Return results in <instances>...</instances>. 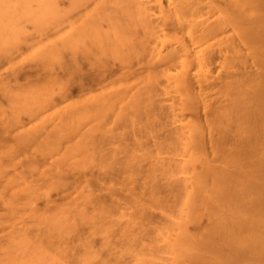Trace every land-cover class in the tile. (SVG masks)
<instances>
[{"label":"rangeland","instance_id":"obj_1","mask_svg":"<svg viewBox=\"0 0 264 264\" xmlns=\"http://www.w3.org/2000/svg\"><path fill=\"white\" fill-rule=\"evenodd\" d=\"M88 1H90V2H88ZM88 1H87V3H82L78 7L75 6V8H73L74 6H72V8H70L69 3H71V2L69 0H61V1L59 0L58 2H60V4H59L60 6L59 5L58 6L61 7V9L62 8L64 9V10L62 9L61 12L63 11L62 13H64L63 15H65L64 17H65V19H67V21L63 22L65 20L63 15H62L63 21L61 20V18L59 19L60 21H57V23L49 20L46 23L47 26L45 25V28L43 29L44 31H45V29H46V31L49 30L47 33L45 31V33H46V34L44 33L45 35L42 34V32H44L43 30L42 31L38 30L36 23H35V20L33 18V12L38 11L39 6L37 3L32 2V4H33V7H32V4L30 3V5H29L30 14L29 15H19V17L17 16L16 19H14L16 22L13 21V24L11 25L12 29H13V25L15 27V23H16V25H17L16 28L18 30V33L20 30V29H18V27L23 26L22 29H24V33L26 32L27 37L24 35V33H22L23 36L21 33H19V34H21V36L24 39L26 37L27 40L26 39L24 40L22 37H20L22 39L21 40L20 38H18L19 36L13 34L14 36L12 37V43H13V40L16 44L19 43L16 46L17 49L12 46V45L15 46V44L13 43V44H11L13 51L11 50L12 48L9 46L11 48L10 51H9V48H7L8 51H6L7 49L6 50L4 49L5 53L3 51V53L0 54V56L3 54V56L0 57V83H3V85L0 84L1 85L0 88L3 89V90L0 89V109H1L2 114H3V112L5 113V114H3V115H5L4 118H6V116H7V120L5 121L6 123L3 122L6 125V126H4V124L1 121H4L5 119L2 120L3 115H0L1 116L0 127L4 128V127H7V125L9 124L8 125L9 127H7L6 129L5 128L3 129L4 132H2L1 131L2 128H0L1 129L0 132H1V134H3L2 135L3 137L0 136V138H1L0 141L3 142V140H5L4 142L7 143V150L6 151H8V153L6 152L3 154L0 152L1 155H4V157H7V158L1 157L3 159V161L1 160L2 161L1 164L2 163L9 164L8 162H6V160L8 159L9 162L11 160V162H10L11 165H8V166L5 165L4 168H6V169L2 168L3 166L0 165L1 169H3V170L0 169V172H2V171L7 172V173H4V175H3V177H6L7 180H9L8 179L9 176L11 179L13 178V180H11V183L9 181H7V187H9L10 184L13 186L14 181L17 180V181H15V183L17 182L16 186L14 185V187L12 189L6 187V185H5L6 180L4 178H2L3 181L0 182V183L3 182L2 184H0V264H200V263L202 264V261H203L202 259H200L202 261L198 260L200 263H198L197 261H194L195 260L194 258H196V255L198 254V257L201 256L200 258H204L205 256L203 257L202 255H204V252L207 251L205 254L208 255L209 257L213 256V257H211L213 259L214 256L216 257V254H217L215 251H213V249L217 250L218 248H219L218 253L220 252V255H219L220 257L217 256L214 260H216L217 258L219 260V258H221V261L223 260V262H224L225 259H222L224 257L223 254H225V256L229 255V254L232 256V255H234V254H231V253H233L232 252L233 249H230L231 246H229L228 247L229 249H228L227 248L228 244L224 240H221V238H219L217 236L218 234H216V233L214 234V232H215L214 229L217 230V228L213 227L214 224L212 225V222H214L213 221L214 216H215V220L217 219L216 218L217 216L219 218L222 217V219H224V216L226 214H228L229 212H231V215H234V214H232V212L235 213L234 212L235 210L231 211V209H229L226 206L227 209H229V211L227 212V210H226L225 211L226 214L224 215V213H225L224 212L222 215V211L224 210V209L222 210V208L224 207L223 206L224 203L223 202H222L223 204L220 203L222 201V200L219 201L220 197L216 196V198H218L217 200L220 204L215 203L213 200L214 198H211L215 204H219V205H215V204L212 205V206H216V207H214L215 209L218 208L217 206L222 205L221 209L218 208V210H216L218 213H221L222 216L220 217L219 215H217L215 213L216 211H214V209H213V211L211 210L212 213H210V210H209L210 204L208 201H212V200H210V195H211V197H215L214 195L212 196V193L214 194V191H218L217 188L215 189L216 183L213 180L214 178H212V176H214V175L211 176V173L213 174V172H214V174H215V171L217 170L219 173H221L220 174L221 177H223L222 172L224 171L225 177L226 176L228 177V174H229L231 177H233L232 179L234 181L239 180V182H242L243 178H241L240 176L237 177V175H240V174L236 175V174H233L231 172L232 171L235 172V170L238 171V169L242 168L244 165L245 166L249 165L248 161L246 162V160H244L245 164L243 165V163H242L243 161L239 162V164L237 163L236 166L238 167V165H239L241 167L236 169L237 167L233 164L234 162L233 163L228 162L227 164L226 163L224 164L225 160L223 159V157L221 155L222 152H224L225 149H227V147H228V150H226V152L231 151L232 148L234 149V147H233L234 142H235L234 140H236V142L238 141L237 133H238V135H240V132H238V130L239 129L241 130V128H242L240 122L239 121H238L239 123L236 122L237 118H236V112L235 111H236V105L238 103L239 97H235L236 100L234 99L235 91L233 90V87H232L233 85H236L234 80H236L237 86H240L241 84L239 82L242 80V77L246 78L249 75L248 71H250V76L253 75L252 73L255 70L256 71L254 72V75L256 72H259V71L261 72V68L259 67L260 70H258L259 68H257L258 66H257L256 62L251 59L252 57L249 56L248 54H246V52L248 51L247 47H246L247 45L246 46L243 45V47H242L241 42H243V41L239 42L240 40L238 41V38H236L238 36L237 34H240L241 30L245 29L246 26L244 25V23L242 24L243 21H241L239 19V17H235V16H238V14L235 15L234 17H232L233 15H232V13H230L232 10H229L230 12L227 11V9H230L229 8L230 2L229 3L227 2L228 8L226 9V7L224 5H227V4L224 3L225 2L224 0H219V1L218 0H213V1L212 0H205L207 2H205L204 0H200V1L192 0V2H190V0H187L190 3V5H192V7L189 5L191 7V10H189V12H191V13L194 12V15L196 14V16H198L200 14L202 16L201 17L198 16V19H196L197 17L191 16L192 14L187 12L184 20L188 19V21H194L195 23H199V25L202 28H205L204 30H210L211 27L209 28V26H214V25L215 26L212 27V29L215 27L219 28V27H217V26H219L217 24L226 26L227 30H225V27L223 26L222 27L223 28L222 30H224L222 32L223 34L221 33V31H222L221 30L220 31L221 34L218 32L217 35L216 34H215V36L213 35L214 38L210 39L211 40L210 43H212V42L216 43V41H217V43L214 44V48L219 50L218 49L220 47L219 41H222L223 43H225V39L227 42L229 37L231 38V36H235V38L233 39L234 41L232 40V42L234 43V42L238 41L236 44L235 43L234 44L237 46L240 45L239 47H241L240 48L241 50L246 47V49H243L242 51L238 47H236V48H238V55H240V51H241V55H242V53H244L247 50L245 52V54H243L244 58L246 57L245 59L243 58V61L244 60L246 61V59L249 58V60L251 59L254 63H251L250 62L251 60L250 61L247 60L246 64L243 63L245 65L241 66L240 62H239L238 65H240V67L237 65L238 69L236 71H234L235 70L234 68H236V67H234L233 68L234 70L232 69L234 71V73L231 75V79L229 78V80H227L226 77H228V75L231 74L233 71L230 69L231 73L229 72V74H228V70L225 71L226 68H223L224 70L222 68H220V66L222 64L224 65V63L221 64V61L223 62L224 58L219 56L220 53H217V55L215 53L214 54L215 58H214V56H213L214 59L212 58V60H214L215 62L213 61L214 63L212 62L211 63L212 65L210 64V66H209L210 70H213V71H209L212 73H209L210 75L208 74L207 80H204V78H206V77L200 78L201 79L200 84H202V85H200L199 82L197 81L198 78L197 79L194 78V74H195L194 72L195 71L188 74L186 76V82L184 81V83H183V85H185V86H183L185 90L183 89L184 91L182 90L180 92L177 91L178 93H180V95H181V93H183L184 94L183 96L187 97V98H185L186 100H184L181 96V99H183V100L178 98L179 102L177 103L176 100H178V99H176V98H175L176 100L174 99L175 95L177 97V92L175 91L176 93H174V91L170 90V89H172L171 87H170V89L166 88L168 86H171V85H169V82H168L169 80L166 77L175 68H172L173 70L170 68L171 70L169 72V71H167L168 69H166L167 68V66H166V68H162V69H165L164 71H167V73L168 72L169 73L168 74H162L161 73L162 69L160 66H158L159 68H157V66H155L156 69L154 68V64H156L154 62L152 68L154 70L160 69L159 75H161V76L158 75V72H157V76H159L160 78L162 77L161 78L162 80L159 81L160 84L158 82L159 87L155 86L156 89H153L155 91L157 90L156 92L154 91L156 94L154 92H152V96H154V94H155V98H151L153 103H151L152 101L149 103L147 100H145L147 103H149V106H151V107L153 106V108H151L152 112L150 111L151 112L150 113L148 111V110H150V108L147 105L145 106L146 103H143L142 106H139V105H141L139 103H142L141 101L145 97L148 98L146 93H144L145 96L142 97L143 98L142 100H140L142 92H144V90H142L144 88V87L142 88V86H144L142 81H141L142 86L140 85L141 83L139 82V86H141L140 89L142 88L141 90L139 89V91L141 93V95L139 94L140 99L138 98L139 100H137V97L134 98V94H136V93L133 92L134 93L133 94L131 92L134 89L136 92L138 91V90H136L137 84L136 85H134V84L136 82H138L137 81L138 77H139V79H142L140 77H143V76H145L146 73H148V71H149L148 69H150V68H147V67L152 66L150 63H149L150 65L148 64L149 57H145V59H144V57H143L144 55H142V54H145L146 56H148V53H146V52L142 53L144 51V50L142 51V48L138 49V52L142 51L140 54L141 56L138 55L139 53L136 54L137 51L134 54L135 50L132 49L134 51V52L132 51V53L135 55V57L132 58L133 55L131 54L130 56L132 58V61H130L131 58L126 56V53H127V55H129L131 52L129 53V51L127 52V50H125V49H127V48H125L126 45L120 46L121 49L120 50L118 49V52H121V54H119V53L118 54L122 55L123 50L126 53L123 52L125 55L123 54L124 56L123 55L119 56V58L117 59V57H118L117 53H115V54H117V56H116L115 54H113V53L111 54V52L109 53V51L107 52L103 49H102L103 51H100L101 48H99L98 43H96L94 41H93L94 42L93 43L91 41V44H88L86 42L88 40L90 41L91 39H86V37L83 38L84 35H82V36H80L82 39L81 40V42H82L81 47L82 48L77 47L76 50L79 51V52L77 51L79 55L78 56H77V54L75 55V53H76V51L74 50L76 48L75 46H80V43H79L80 41L78 42V41H75V39H74V38L77 39L78 31L77 32L75 31L77 33V34H75V37L70 35V34H73L72 32L74 29L70 26L69 28L72 29V32H70L71 30L68 28V26L71 25V22H68V21L70 20L73 23L78 22L76 26H74L75 23L74 24L72 23L73 27L78 26L76 29L79 28V25H80V27L83 25L84 26L86 25L84 22H82L84 18H86V19L91 18V21L89 20V22H91L93 24L94 22H92V20L96 21L97 19L96 18L92 19V18H94L96 15L98 18L99 15L96 14V15H94V17H92V16L89 17V15L94 14V12H95L94 7L97 6V4H96L97 1H95V0L94 1L88 0ZM193 1H195V3ZM226 1H228V0H226ZM108 2L104 7H106V8L108 7L109 9L112 7L111 10H114V8H117L120 10V7H118V6L116 7V5L114 3H113L114 5H112L111 4L112 2H109L110 4ZM153 2L154 1H152V3ZM163 2H165V1H163ZM176 2H178V1H176ZM188 2H187V4H188ZM199 2H201V3L199 4ZM215 2H217V3L214 4ZM147 3H149L148 5H153V4H150V2H147ZM166 4H168L167 0H166L164 7L167 6V9H166L167 12L166 13H168V10H170V7ZM180 4L181 3L178 2V5H177V3H175L174 5H175V7L181 8ZM193 4H195L194 7H193ZM201 4H202L203 8L201 7ZM56 5H57V2H56ZM70 5H72V4H70ZM174 5H172V6L174 7ZM153 6L155 9L152 8V10L156 11V13L159 12V10L157 9L156 3ZM196 6H197V8H196ZM150 7H152V6H150ZM150 7H148V10L149 9L151 10ZM198 7L200 9L199 14H198V10H199ZM217 7L219 8V10ZM223 8H225L226 11ZM57 9L60 11V8H57ZM67 9L72 10V11L70 10L69 15H66L69 12V10H67ZM93 9H94V11H93ZM91 10L93 11V13H91ZM88 11L90 12V14ZM220 11L222 13H220ZM116 12L118 13V11H116ZM150 12H152V11H150ZM225 12H226L227 16H225L226 15V14H224ZM227 12H229L232 16ZM159 13L156 14L157 15L156 19L158 17L160 18V15H162ZM234 13H236V12L234 11ZM153 14L154 13L152 12V15ZM215 14L217 17L215 16ZM222 14H224V15H222ZM84 15H85V17H84ZM117 15H116V18L118 17L117 19L113 18L111 20L107 19L105 17H102L100 15V19H102V20L100 21V19H98V21H96V22L100 23L98 25H101L102 27L104 26L103 28H105L107 30L110 28L108 31L112 33L114 30L111 29L112 26L108 27V24H109V26L111 24L113 25L114 23H115V25H118L120 23L123 25L121 20H123V21L126 20L125 24L128 22V20L131 21L130 19H125V18L121 17L120 13H118ZM187 15L190 18L191 17H193V18H191V20H190V18L187 17ZM24 17H26L25 20L22 19ZM152 17H155V15ZM223 17H227L226 18L227 21H229L231 18H234V19L236 18L235 21L238 20V22H241L242 27L240 26L241 25L240 23H239L240 25H238L237 22L236 23H235V21L233 22L234 19H232L229 22L226 21L227 23L224 24L225 18H223ZM28 18L33 23H30V21H28L29 20ZM104 18H105V20H104ZM159 18L157 19V21H159ZM219 18H222V19H219ZM21 19H22V21H21ZM106 19H107V21H106ZM156 19H152V20L148 19V22L152 21V22H149L148 24L151 25V23H153V20H154L155 25H151V26L155 27L156 25H158L159 27L157 26V28L163 29V31H161L160 29L158 31H161L164 33L165 32L170 33V35H171L173 32L175 33V31H176V29H173V27L177 28V31H178V29L180 30V28H178V26L181 27V23L179 24L177 22L176 26L177 25L178 26L176 27L175 23L173 22L175 20L172 21L171 19H169V22H171V24L174 23V26L172 27L171 24H166L167 21H164L163 18H162V20L159 21V23L157 21H155ZM223 19H224V23H222ZM165 20H167V19H165ZM196 20H198V21H196ZM201 20L202 21L204 20V21L202 22ZM5 21H7V19L5 20V18H4V23H7ZM84 21L87 22L85 19H84ZM161 21L162 22L164 21L163 22L164 24ZM108 22H111V23H108ZM4 23H1V25L3 24L2 26H4ZM53 23H54V25H53ZM82 23H83V25H82ZM91 23L87 22V25L91 24ZM131 23H132V21H131ZM228 23L229 24L232 23L233 28H235L234 30L237 29L236 26L238 25L239 28L236 30L238 32L237 34L234 33L236 31H231L232 28H230ZM246 23H247V26L250 25V24H248V22L245 21V24ZM95 24L97 26V23H94L92 26H94L93 28L96 29L97 27H95ZM129 24H130V22H129ZM129 24H127V25H129ZM203 24L204 25L210 24V25L204 26ZM7 25H5V26H7ZM162 25H165V26H162ZM88 26H91V25H88ZM55 27H57V28H55ZM137 27H139V26H137ZM16 28L13 29L14 30L13 33L15 31H17ZM139 28H141V29L139 31H137L139 33H137L138 36L135 39V41L142 39V42H143V40L145 42H147L148 38L153 39V37L144 33L145 31L147 32L146 29L142 28L141 26ZM240 28H242V29H240ZM22 29L20 32L23 31ZM35 30H37V32H35ZM100 30L102 32L105 31L103 29H100ZM155 30H157V29L155 28ZM108 31H105V32H107L109 34ZM177 31H176V33H178V34L182 33L181 30L178 32ZM161 32H159V33H161ZM37 33H39V34H37ZM111 33H110V35H111ZM113 33L111 36H114V38L112 37V39H114V41L116 42L119 39H116L118 37H117V35L115 36V34L113 35ZM166 33H165V35H167ZM145 34L148 35V38ZM182 34H180V35H182ZM219 35L221 37L224 35L223 36L224 38L226 36H229V37H226L225 39L222 37V39H220L221 37ZM39 36H43V37H39ZM144 36H145L146 40L144 39ZM167 36L169 37V35H167ZM183 36L181 37L183 39H181L180 37H177L176 35H175V37L171 36L172 37L171 40H174L173 38H176L179 41V38H180L181 41L183 40L182 43H184V44L188 43L185 40L186 38H189V37H185L188 35L183 34ZM44 37H46V38H44ZM80 37H79V39H80ZM216 37H218V39H220V40L219 41L215 40V39H217ZM14 38L16 39V41H19V42H16ZM48 38H49V41H48ZM69 38H70V40H72V42L74 44L73 45L74 48L73 47L70 49L66 48L67 49L66 50L65 48L62 47V45H63V42ZM230 38H229V41H230ZM41 39H42V43H39V41L41 42ZM43 39H46L47 43ZM83 39H86L87 41L85 42V40L83 41ZM235 39L237 41H235ZM50 40H51V42H50ZM53 40H55L54 45H56V43H57V44H59L60 47H62L65 50L64 51L61 50V52L63 51L61 53V54H63V59H60V58H62L60 53H58L59 55H57V54L52 55L51 54L52 58L50 57V55H48V58H49L48 60H50L51 62L53 61L52 65L55 63L54 64L55 66H53L54 68H52V69L50 68V69L53 71V75L56 77L55 78L56 80H54V82L53 81L50 82V84H49L47 82L51 81V79H50L51 75L50 74H52V73L50 71H49L50 73L48 72V70H50V69H48L49 67L47 68V66L45 64L50 65L51 62L45 63V61L42 60L43 58H41L40 54H42V56H44L45 54L42 51H44L46 49L48 50L47 47L51 48L54 46V45H52ZM153 40H155V39H153ZM177 40H176V45L181 43V42H178ZM58 41H60V43L62 45H60V43ZM151 41L152 40H150V44L155 43L154 41H152V43H151ZM138 42L136 43V45L141 43V41L139 43ZM45 43L47 45H50V46L46 47ZM116 43H118V42H116ZM147 43H149V42H147ZM37 44H38V46H37ZM41 44L44 45L46 47V49H45V47H42ZM96 44H97V48L95 47ZM212 45H213V43H212ZM222 45H224V44H222ZM40 46L42 49L40 48ZM38 47L40 48V51H38L39 49H37L36 50L37 52H36L34 49H36ZM87 47L88 48L91 47L90 48L91 50L88 49ZM122 47H124V48H122ZM98 48H99L100 54H99ZM68 50L70 51L71 54L75 51V53L72 54V55H74L73 57L68 52ZM7 52L10 55L9 57H5ZM88 52L90 54H88ZM228 52L229 51H226V53L230 54V56L233 54L232 51H231L232 53H228ZM81 53H83V54L81 55ZM164 53L166 54V52H164ZM222 53L224 54V52H222ZM87 54L89 56H87ZM46 55H47V53H46ZM46 55L44 56L45 57L44 60L47 59ZM85 55H86V57H85ZM137 55H138V57H136ZM243 55H242V57H243ZM39 56H40V59L38 58ZM77 57H78V60H77ZM121 57H122V60L124 59V57H126L125 58L126 62H124V60L122 62ZM127 57L129 59H127ZM242 57H241V59H242ZM51 59H53V60H51ZM219 59H222V60H219ZM41 60L43 62H41ZM97 60L101 61L103 65L100 64L101 62L100 63H99V61L97 62ZM59 61H61V62H59ZM160 62L161 61H159V63ZM248 62H249V64H248ZM41 63H43L45 66H43V64H41ZM97 64L99 66H104L106 68V71H104V69H102L103 67H99L100 70H102L100 72ZM219 64H221V65H219ZM254 64H255V67H254ZM52 65H50V67H52ZM164 65H163V67H164ZM246 65H248V66H246ZM212 66H213V68H212ZM76 67H77V69H76ZM103 71H104V73H103ZM174 71L177 72L178 69H175ZM235 72H237V73H235ZM241 72H242V74H241ZM260 72L257 74L259 75ZM192 73H194V74L192 75ZM225 73H227L226 76H225ZM238 73L242 76L241 79H240L239 75H237V76L235 75ZM245 73H246V75H245ZM124 75L127 78H124ZM141 75H143V76H141ZM233 76L235 78L238 77L239 81H238V79H234L233 80L234 82H233L232 81V79L234 78ZM229 77H230V75H229ZM133 78H134V80H133ZM165 78L168 81L164 80ZM224 78L228 82L232 81V83H234V84H232L231 82H230L231 84L226 82ZM125 79H128V81L126 80L127 81L126 82ZM135 79H136V81H135ZM200 79H198V80H200ZM1 80H2V82H1ZM121 80H124L126 83L124 82V84H123V82ZM162 81H164V83ZM113 82L117 86H118V84H120V82H122L121 84H123L125 87L122 85L123 88H121L122 86L120 84L119 85L120 87L118 86V88H117V86L114 85ZM52 83H53V85H52ZM226 83H228L227 86L230 84L231 87L228 86V88H232L234 94L231 93V91H232L231 89H229L230 90L229 91L227 86L224 85ZM5 84L8 86V88L6 87ZM46 84L50 85V87H48ZM125 84H127V86ZM238 84H240V85H238ZM33 85H35L36 87ZM129 85L131 86V89H129L130 88ZM155 85H157V84H155ZM242 85H243V82H242ZM2 86H3V88H2ZM29 86H32L34 88V89H31L34 92L30 91ZM37 86L39 87L38 90L36 89ZM110 86L113 88H111ZM4 87L8 91H6L4 89ZM225 87L227 89H225ZM119 88L122 90L123 89L125 90L127 88L125 90V92L123 91V93H125L126 96L123 95L122 90H121L120 91L121 95L120 94L116 95V100H115V98H113V97H115V96H113V95H115V93L112 91L114 94L113 93L110 94L109 92H111L112 89L113 90L116 89V91L119 93V90H118ZM25 89H27V91ZM46 89L48 91H50V93L53 94V95L49 94V97L51 100H48L49 99L48 95H47V97H45V95H44L46 93L47 94L49 93L48 91H46ZM186 89L188 92L186 91ZM9 90L11 91L10 94H9V92H10ZM35 90H37L38 92L36 91L37 93H35ZM129 90H131V91H129ZM173 90H176L175 87L173 88ZM189 90H190V92H189ZM224 90L225 91L228 90V91L225 92ZM4 91L8 92V93H4ZM43 91H45L44 94L42 93ZM106 91H107V94L109 93L110 96L113 94L111 97L108 95L111 99L110 100L108 98L109 99L107 101L108 104L106 101H104V100L102 101V99H101V98H103L102 96L106 97L105 96V95H107ZM126 91H129V92H126ZM166 91H168V92H166ZM26 92H29L30 94L26 93ZM117 92H116V94H117ZM229 92L233 95L232 96L228 95V94H230ZM38 93H40V94H38ZM137 93H139V92H137ZM187 93H189V94H187ZM192 93L195 97L192 95ZM5 94L9 95V97ZM28 94H29V96H27V99H26L25 96ZM14 95L16 98L14 97ZM30 95L31 96L34 95V97H31ZM97 95H98V98L101 99L100 101H102V102H100L98 100V98L95 100V98H96L95 96H97ZM180 95H179V97H180ZM12 96H13V98H10ZM36 96L41 98V100H42V97H43V99L45 97V99H44L45 101H48V102L50 101L51 104L53 103L51 106L48 105L49 107L44 104V106L48 107L47 109H49V108L51 109V107H53V105H56L53 108L55 111L53 109L49 110V113L53 114V115L51 114V116H54V117H55V113L57 112L56 111L57 109H58L57 114H59L60 109L64 108V111H65V108L68 109L69 105L75 104L76 106L79 105V107H80L81 106L80 104H82V105L84 104L85 108L87 106L89 107V105H86V104L90 103V102L89 101L87 102L86 99H88L89 97H92V96H93V98L95 97L93 99L94 102L96 101L95 103H97V100H98V104H99V102L102 104L105 103L104 105H107V107H105L104 109L106 111H108V110L109 111L107 114V112L105 110H103V111H105L107 117H106L105 113H103L105 115V116H103L104 119L102 118L103 120H101L100 124L98 126L96 125L94 127V125H93L94 123H92V121L96 120L95 118H96L97 112H95V115L93 114L94 116L92 114H90V115H92L91 117H95L94 119H91L90 115L88 116L89 113H93V110H90L92 112H89V109H92L94 102L92 101V103H93V104L91 103L92 106L90 108H87V109H84L83 107L82 108L80 107L81 108L80 109L78 107L80 110L83 109V113L85 110V114L89 112L88 114H86L89 118L85 117L86 115L83 114L81 111L76 112L75 111L76 109H77V111H79V110L74 105L73 109L76 108L74 111L76 113H78V115L76 114L77 117L79 116L78 122L77 123L75 122V123L76 124L79 123L77 125L78 127L80 126V123H81V126L83 127V129H82V127L81 128L79 127L81 130L80 131L79 128L76 127V124L73 123L74 121H71V124L68 123V125H67V122H68L67 116L73 115V113H74V111L72 110L71 107H69V108H71L72 114H70V112H68L69 114L66 113V115H67L66 119L63 118V117H65L64 112L62 110H60L64 114V116L61 115L62 113H60L59 117H58L59 119H57V117H56L57 120H55V118L53 117V118L48 120V117H50V116H48L49 115L48 110L44 106L43 107L46 109V113H48L47 116L45 115L46 113L40 114V112L38 115V112L36 113L35 112L36 110H34V108L37 109L39 107L42 109V106H38V104L36 103V102H38V100H37L38 97H36ZM119 96L123 97L122 99L120 98V100L121 101L123 100V102H120L119 98L117 99V97H119ZM190 96L193 100L195 98H196V100L198 99L197 101H199L200 104L198 102H197L198 104L195 103L196 100H194V103L197 104V106H194L192 99L189 98ZM35 97H36V99H35ZM203 97H204V99H203ZM24 98L26 99V102H25ZM32 98L34 100H37V101H35V103H36V106H38V107H35L34 106L35 104L31 103L32 102L31 100H33ZM106 98H105V100H106ZM130 98L132 100H130ZM187 99H191L190 100L191 104L194 107L192 105H191L192 107L189 105L191 108L188 107V104H190V101H187ZM242 99H243V97H242ZM180 100L182 101V104H181ZM204 100H206V101H204ZM84 101H85V103H84ZM116 101L119 103H122V104H120L121 106H117L119 103H116L117 105H115L114 102H116ZM134 101L136 104L134 103ZM184 101L187 102V103L185 102V104H187V106L186 105L185 106L188 107L187 109L186 108L184 109V107H185V106H183ZM16 102H18V104ZM21 102L22 103L24 102L27 105V108L29 107L28 110L33 108V107L31 108L30 106H34V108L32 109V112L30 114H26L28 110H27L26 106L24 105V103L21 104ZM27 102L31 103L32 105H30ZM48 102L46 104H49ZM111 102L113 104V109L111 108L112 107L111 105H110V107L108 106L109 103H111ZM137 102H138V104H137ZM143 102H144V100H143ZM173 102H174V104H172ZM234 104H236V105H234ZM23 105L25 106V110L24 109L21 110L22 108H20V106H23ZM16 106L20 108V109L17 108L19 110L18 113L16 112V114L18 116L16 114L15 115L13 114V113H15V111H18L16 109ZM180 106L182 107L183 110H181ZM204 106H206V107H204ZM2 107H3V109H2ZM108 107L110 109H112V111ZM142 107L148 108V109H144ZM175 107L177 108V111L175 110L176 109ZM233 107L235 108V111H234ZM12 108L16 109V110L13 111ZM114 108H117V110ZM94 109H95V107H94ZM38 110L39 109H37V111ZM145 110L147 112H149L150 115H148V113ZM21 111H23L24 113ZM41 111H44V110H41ZM33 112H35L36 114H32ZM234 112H235V115H234ZM101 113L102 112L99 113V116ZM174 114H176V115H174ZM60 115L62 116L61 118H60ZM177 115H179V116H177ZM73 116L74 117H72V118L77 119V117H75V114ZM80 116L83 117L82 118V119H84V121L82 120L83 122H81ZM99 116L97 117V120H96L97 123L95 122L96 124H98ZM149 116H151V117L149 118ZM42 117H46V119L48 120V121H46V123H43L45 125V128H44L43 124L40 123V121L43 122V120H46V119H42ZM13 118H14V120H13ZM62 118L64 119V121L65 120L67 121L66 124L64 121H62L64 124L59 123L60 119H62ZM219 118H221L220 121H219ZM52 119H54V122ZM7 121L9 123H7ZM99 121H100V119H99ZM217 121H219L220 123H218ZM10 123L13 124V126H11V128H10V125H11ZM37 123H38V125H37L38 127L42 126L44 128L43 132L41 130V129H43L42 127L38 128V129H40V132H42V136L43 135L45 136L46 133L52 134V132H54L56 134V136L54 135V133L52 135L55 138L57 137L56 140L60 142L61 146H59L60 144L57 143L58 145H55L56 148L52 147V145H51V147L53 149L54 148L57 149L56 151L59 150L58 152H60V154H58V152H56L55 149L53 150L51 148L53 150L52 151L50 149V145L48 146L49 143L48 144L43 143L44 141L47 142L48 140L49 141L51 140V137H50V136H52L51 134H49L50 136H48V140H46L47 137H44L43 142H40L43 138L40 139L41 134L39 133V131L38 132L36 131V130H38L36 127H35V129H32V130H35V132L37 133V134L36 133L35 134H36V137L38 140L37 141L34 140V141L37 142L36 146L38 148L40 147V149L37 151L35 149L36 147H34V144H36V142H34V144H33V141H32L31 143H29V145H31V144L33 145L31 148L28 147L27 145H25L26 146L25 149L28 147L27 152L20 149V151L23 153L22 154L19 151V148H18V151L15 150L14 144H16L19 141V140H17V138H19V137L21 138L24 135V132L26 133L25 130L29 129V127H32L33 125L36 126ZM221 123H223L222 124L223 127H218V124L221 125ZM39 124H41V125H39ZM57 124L58 125L61 124V126L57 127ZM69 125H73V127H72L73 129L77 128L78 129L77 131H80L79 134L77 135L76 134L77 131L75 132L74 131L75 129L73 130L71 128V130L74 131L73 133H75L76 136L72 135V133H71V136H69L70 134H69V132H67V130H68L67 128L71 127V126L69 127ZM183 125L184 126L186 125L187 128H184V127L182 128ZM189 125L196 127V128H193V130H195L196 132L197 131H199V132H197V133L192 132L191 127H190L191 130L189 129V131H188L187 129H188ZM62 126L67 127L66 130H64L65 128L62 129L63 128ZM92 126L94 129L89 132V130L92 128ZM217 127L219 128V130H218L219 132L224 129V132L222 131L221 133H223V134L225 133V135H227L226 133L232 132L231 135H230V133H228L230 135V137H232V139H233V137L236 136L237 138L234 137V139L232 140L228 135L227 137H228L229 141H227L226 140L227 137L222 136L223 134L221 135V133L219 135V133L217 131V129H218ZM237 127H241V128L237 129ZM8 128H10V129H8ZM225 128H227V129L225 130ZM184 129H185V131H184ZM55 131L58 133H56ZM186 132L192 133L189 135L190 137H191V135L193 137L198 136L197 139H200V141H201L200 144L199 143H198L199 145L196 144L197 142L193 141V140H195V139H193V137H192V140H190V138ZM21 133H23V135H21ZM66 133L69 135H67ZM194 133H196V135H193ZM198 133L202 134L203 139H202V136L197 135ZM38 134H40L39 137H38ZM58 134H60L61 136H59ZM232 134H234V136H232ZM220 136L222 137V139L219 141L218 138H220ZM49 137H50V139H49ZM58 137H62V138H58ZM199 137H201V138H199ZM60 139H61V141H60ZM74 140H80V141H74ZM216 140H218V141H216ZM224 140H226V141L224 142ZM215 141H216V143L217 142L219 143V144L217 143V147L216 146L215 147L218 148V145H220L219 147H221V148H218V149H221L220 151H218V149L216 151V149L214 148V145H216ZM39 142L41 143V145ZM83 142H85V143H83ZM221 142H223L224 144ZM226 142L227 143L229 142V144H227V146L225 145ZM38 143L40 146L38 145ZM74 143H76L75 145H78L77 150H74V147L76 149V146H74ZM81 143L84 144L85 148L83 147V144H81ZM0 144H3V143H0ZM8 144L11 146L13 145L12 148H14V150L13 149L12 150L14 152L15 151L17 153L19 152L18 153L19 159H18V155L13 156L14 153L9 150ZM44 144H46L47 146L46 145L43 146ZM80 145H81L82 149H80ZM3 146H5V145L3 144ZM3 146H1V147H3ZM41 146H43V148ZM70 146H72V148ZM224 146H225V149H224ZM1 147H0V150L2 149L1 151H5L6 146L4 147V149ZM17 147H20V145L18 144ZM44 147H46V149H44ZM59 147H61V148H59ZM67 147H68V151H69V147H70L74 151H77V153L79 150V153L81 154V155L78 154L80 157L79 156L77 157L75 155L76 159L73 158L75 160V162H77L73 166L74 170H72L69 166H67L69 168L63 167V165H62L63 168L61 170L60 169L57 170V168L54 170L53 164H56L55 161H57L56 160L57 158H60V161L63 159V158L61 159V155L63 154V152L65 151V149ZM230 147H232V148H230ZM20 148L23 149L24 147L21 146ZM48 149L50 151H48ZM222 149H224V150H222ZM40 150H43V152H41ZM45 150L47 152H49V155H47L48 153H46ZM9 151H10V153L12 152L11 155L13 156V158L10 155ZM54 151H55V154H54ZM68 151L65 152V158H66V153ZM82 151L86 152L85 153L86 156L84 153L82 154ZM217 152L218 153L221 152V154H217ZM20 153H21V155H20ZM50 153H51V155H50ZM74 154H76V152L75 153L73 152V155ZM8 155L11 157H8ZM70 155H71V157L70 156H67V157H70V159H71L72 154H70ZM193 155L196 157V158L194 157L195 160L192 157ZM219 155L222 157L223 160L219 159V158H221ZM62 157H64V156H62ZM65 158L62 161L63 164L65 163V161H64ZM4 159H5V162H4ZM192 159H193V161H192ZM71 160L68 159L66 162L71 164V162H74L73 160L72 161ZM12 163H14V164L12 165ZM78 163H80V165ZM124 163L125 164L129 163L130 166H132V167L128 166V164H127V167H126V165H124L125 166V169H124V168H122V165ZM231 163L233 164L232 166L236 167L235 169L231 165H229L231 167L227 166L228 164H231ZM76 164H78V167H76L77 166ZM250 164H251V162H250ZM71 165H73V163ZM207 165H210V166L212 165L211 167L214 166L215 168L217 167V169H214V171H212L213 170L212 169L211 170L212 172L210 173V171L208 172L210 167H208ZM80 166L82 167V169L80 168ZM224 166H226V167H224ZM245 166L243 167V171L245 170V172H246V169H244V168H246ZM128 167L133 168V170L134 169L137 170V172L134 170V173H136V175H138V176L133 174L132 173L133 171L131 172L133 176L137 177V180L136 179L133 180L134 184H131V183L127 184L128 182H125L127 179L125 176L127 174L131 175V174L125 172L126 168H128ZM219 167L221 168V170L219 169ZM75 168L76 169L78 168L79 170H76ZM229 168H230V170H232L231 172L229 171ZM250 168L251 167L249 166V170H251ZM122 169L124 171H122ZM52 170L55 172V174ZM128 170H126V171L129 172ZM56 171H57V173H58V171L59 172L61 171L64 174L58 173L59 175H57ZM130 171H131V169H130ZM3 172L0 174H3ZM44 172H47L48 175L47 174H45V175L48 176V179L49 178L53 179L52 182H51V179L49 180V182L46 181L47 180L46 177L45 178L43 177L45 175H42V174H44ZM122 172L126 173V175L124 176L125 180L123 179L124 181L122 180ZM151 172H152L151 176L153 175V178L151 177L152 180H149V178L148 177L146 178V176L148 175V173L150 174ZM240 172H241V169H239V171L237 173H240ZM50 173H52V175H50ZM208 173H210V175ZM61 175H63V177ZM233 175H235V176H233ZM51 176H53V177H51ZM241 176H242V174H241ZM55 177H57V178H55ZM58 177L62 181L60 179L58 180ZM127 177L129 178V176H127ZM218 177L220 178L219 175H218ZM227 177H226V179H227L228 183H226V180H224L225 178H223V180L225 181L226 184L223 181L221 182V183H224V185L226 186L225 189L221 188V190H224V191H222L223 195H221V194L218 195V196L221 195V197L222 196L224 197L222 199H225V201L224 200L223 201L226 204H227V202L229 203L230 200L229 201L227 200V202H226L227 198L224 196V192L227 191L229 188H231V190L234 189L238 183L237 181H235V184H236V186H235L234 182H233V184L231 182L232 179L228 181V179L230 177L229 178H227ZM14 178H17V179H14ZM131 179H133V178H129V180H130L129 182H131ZM220 179H222V178H220ZM0 180H1V178H0ZM18 180L20 181L21 184L20 183L18 184V182H19ZM54 180H56L55 181L56 183L54 182ZM216 180H218V179H216ZM133 181H132V183H133ZM136 181H138V182L135 183ZM123 182H125V184H127V185H125ZM8 183H10V184L8 185ZM47 183H50L51 185L50 184L47 185ZM58 184H61V186L60 185L58 186ZM228 184H230L231 186H228ZM222 185H221V187H222ZM217 187L219 188L220 186H217ZM237 187H239V185ZM228 192H229V190H228ZM218 193H221V192H217L216 195ZM225 195L227 196V194H225ZM216 198H215V201H217ZM207 199H209V200H207ZM210 203L213 204L212 202H210ZM226 204H224V205H226ZM227 205H229V207L231 208L230 203ZM212 206H210L211 209H212ZM211 214L212 215L214 214V216L212 217ZM235 217L238 218L239 215L235 216ZM240 217H241V215H240ZM226 218L228 219L229 217L227 216V217H225V219ZM236 218H232V216H231V220L236 219ZM215 222H219V221H215ZM216 224H218V223H216ZM210 227L211 228L213 227L214 229L213 228L210 229ZM178 229L180 232L178 231ZM211 230H213V231H211ZM206 233H211V235L210 234L208 235ZM204 235L211 236L212 238L207 237V240H205L206 236L204 237ZM201 238H203V240L206 243V247H204L205 251L202 249L204 252L201 251V248L203 247L201 245H203V243H204V241H202ZM216 238H219L220 241L217 242L216 240H218V239H216ZM198 239L201 240V243L199 242L200 240H198ZM212 239L214 240V242L211 241ZM209 241H211V242H209ZM196 242H197V245H196ZM223 242H225L226 244ZM211 243H214V246ZM218 244H219V246H218ZM210 245H212L213 247H215V245H216L217 249L216 248L212 249V246L210 247V249H207V247H209ZM222 245L224 246L225 251L223 250L224 253L221 254L222 251H220V249L221 248L223 249ZM225 245H227V246L225 247ZM199 246H201V247H199ZM220 246H221V248H220ZM226 249H228V250H226ZM210 251H213L216 254L211 253L213 255H210V253H209ZM199 253H202V254L200 255ZM193 255H195V257L193 258L194 260L192 261ZM230 255L228 256L229 258H230ZM226 257H224V258H226ZM229 258H226L225 261H227ZM204 259L206 261L207 258H204ZM250 259L251 258L248 259L249 262L246 261L247 259H243L244 262H242V261H240V262H241V264L242 263L245 264L247 262L249 264L250 263L253 264L252 262L254 260L250 261ZM221 261H218V262L222 263ZM240 262L238 264H240ZM254 263L256 264L255 261H254ZM236 264H237V262H236Z\"/></svg>","mask_w":264,"mask_h":264},{"label":"bare ground","instance_id":"obj_2","mask_svg":"<svg viewBox=\"0 0 264 264\" xmlns=\"http://www.w3.org/2000/svg\"><path fill=\"white\" fill-rule=\"evenodd\" d=\"M59 0H0V22L1 23H4V18H5V20L7 19V21H5V22H7V23H4V26H2L1 25V23H0V50L2 51H0V54L1 53H3V51H4V49L6 50L7 48H9V51H10V49L12 48V46L14 47V48H16V46L19 44H16L15 42H14V40H13V43L15 44V46L14 45H12L11 46V44H13L12 43V37L14 36V35H17V36H19L18 38H20V37H22L23 36V34L22 33H24V29H22L23 28V26L22 27H18V29H20L19 30V33H21L22 34V36H21V34H19L18 33V30H17V28H16V23H15V27H14V25H13V29H15L16 28V30L17 31H15L14 33H13V29H12V24H13V21H15L14 19H16V17L18 16L19 17V15H29L30 14V8H29V5H30V3L32 4V2H35V3H37L38 4V6H39V10L38 11H35V12H33V18H34V20H35V23H36V26H37V28H38V30H40V31H42L44 28H45V25H46V23L49 21V20H51V21H53V22H56L57 23V21H60L59 19L61 18V20L63 21V17L65 16V15H63L64 13H62L61 12V10L63 9H61V7H59L60 5V2H58ZM61 1V0H60ZM71 3H69V6H70V8H72V6H74L73 8H75V6H79V5H81L82 3H87V1L88 0H69ZM85 1V2H84ZM94 1V0H93ZM95 1H97L96 2V4H97V6L96 7H94L95 8V12H94V14L93 15H89L90 14V12H89V17L90 16H92V17H94V15H96V14H98L99 15V17L97 18V15L94 17V18H92V19H97L96 21H98V19H100V15L102 16V17H105V18H107V19H113V18H116V15L118 14V13H120L121 15V17H123V18H125V19H130L131 21H132V23H131V21H129L128 20V22L125 24V21H123V20H121L122 21V23H123V25L121 24H118V25H115V23L112 25H110L109 26V24H108V27H111L112 26V30H114L112 33H113V35L115 34V36L117 35V37L118 38H116V39H119L118 41H116V42H118V43H116L115 41H114V39H112V37L114 38V36H111L112 35V33L111 32H109L108 30L110 29H105V28H103L101 25H98V24H100V23H98V22H96L95 20L93 21L92 20V22H94V23H97V26H96V24H95V27H97L96 29L95 28H93L94 26H92L93 24L91 23V22H89V20L91 21V18L89 19H86V18H84L88 23H91V24H88V25H91V26H88L87 25V22H85L84 21V19H83V21L82 22H84L86 25L84 26L83 25V23H82V25L83 26H81L80 27V25H79V28L78 29H76L77 27H73V24L75 23H73L72 21H68V22H71V25H69L68 26V28L71 26L74 30H73V32H72V29H70L69 31L70 32H72L73 34H70V35H72V36H74L75 37V34H77L76 32L78 31V34H77V39L76 38H74L75 39V41H80L79 43H80V46H75L76 48L74 49L75 51H76V53H75V51L73 52V53H75V55L77 54V56L79 55L78 54V50H76L77 49V47L79 48H82L81 47V37L80 36H82V35H84L83 36V38H85L86 37V39H91L89 42L86 40V39H83V41L85 40V42L86 43H88V44H91V41L93 42H96V43H98V45H99V48H101L100 49V51H103V50H105V51H109V53L111 52V54L113 53V54H115V53H119V54H121V52H118V49L120 50L121 48H120V46H125V48H127V49H125V50H127V52L129 51V55H127V53L126 52H124V50L122 51V55L124 54V53H126V56H128V57H130L131 58V54L133 55L132 56V58L133 57H135V53H136V51H137V53L136 54H138V55H140L141 54V52L142 53H148V56H146L145 54H142V55H144L143 57H144V59H145V57H149V62H148V64L150 63L152 66L150 67V66H148L147 68H150V69H148L149 71H148V73H146L145 74V76H143V75H141V76H143V77H140V78H142V79H139V77H138V82H136L134 85H136L137 86V88H136V90H138L137 92H139V93H137L136 91H135V89L133 90V91H131V90H129V91H131L132 93L133 92H135L136 94H134V98L135 97H137V100H139L140 98H139V96L141 95V93H140V91H139V89H140V87L142 86V83L144 84V86H142V90H144V92H142V95H141V99L140 100H142L143 98L142 97H144L145 96V94L144 93H146V95L148 96V98L147 97H145L143 100H144V102H143V100L141 101L142 103H139V104H141V105H139V106H142V104L143 103H146L145 104V106L147 105L149 108H150V110H148L149 112L151 111L152 112V110H151V108H153V106L151 107V106H149V103L152 101V99L151 98H155V92L157 91H155V90H153V89H156L155 88V86H158V82L160 81V80H162L159 76H161V75H159V70L160 69H157V70H154L152 67H153V64H154V62L156 63V64H154V68L156 69V67L155 66H157V68H159L158 66H160L161 67V69L162 68H166V66H167V68L166 69H168L167 71H169L170 72V70L172 69V68H175V69H178V71L176 72V71H174L173 69V71H171L169 74L167 73V71H164L165 69H162L161 70V73L162 74H168L167 75V77L166 78H168V80L165 78L164 80H167L168 82H169V85H171V86H168V87H166L167 89L169 88L170 89V87L172 88V89H170V90H172V91H174V93H176L177 91L178 92H180V91H182L183 89H184V87L183 86H185V85H183V83H184V81L186 82V76L188 75V74H190L191 72H193V71H195L194 73H192V75L194 74V78H198V79H200V78H203V77H206V78H204V80H207V77H208V74L209 73H212V72H209V71H213V70H210V68H209V66H210V64L214 61V60H212V58H213V56H214V54L216 53V55H217V53H220V55L219 56H221L222 58H224V61L222 62L221 61V64L222 63H224V65L222 64H219V65H221L220 66V68H226V70L225 71H227L228 70V74H229V72L231 73V70L234 68V67H236V68H234L233 70L234 71H236L237 69H238V66L240 67V65L241 66H244L245 64H246V62H247V60H249V58H247L246 59V61L244 60L243 61V58H244V55L243 54H245V52H246V54H248L249 56H251L250 58L252 59V60H254L255 62H256V64H257V68H261V72H260V74L258 75L257 73H259V72H256L255 73V75H254V72L256 71H254L251 75L252 76H250V71H248V73H249V75L244 79L239 73L238 74H235L236 76L237 75H239L240 76V79H241V77H242V80L239 82L240 84H238V85H240V86H237V82H236V80H234V79H238V81H239V78L238 77H234L233 79H232V81L234 80L235 81V83H236V85H233L232 87H233V90L235 91V96H234V99H235V97H239V100H238V103H237V105L236 104H234V105H236V111H235V108H234V111L236 112V122H240V124H241V127H237V129H239V128H241V130L239 129L238 130V132H240V135H238V133H237V136H238V141L236 142V140H234L233 142H234V149L232 148V147H230V148H232L231 149V151H227L226 152V150H228V147H227V149H225V146H224V149H225V151L224 152H222V154H221V152H217V154H221L222 155V157H223V159L225 160V162H224V164L226 163H230V162H234L233 164L236 166L237 165V163L239 164V162H242L243 163V165L245 164L244 163V160H246V162L248 161V163H249V165H244L246 168H244V169H246V172H245V170L243 171V167L242 168H239V167H241V166H239L238 165V167L236 168V167H234V166H232L233 164L231 163V164H228L227 166H229V165H231L232 167H234V169L236 168V169H241V172L240 173H237L238 171H239V169H238V171L237 170H235V172H233L232 170H230V168H229V171L231 172V173H233V174H240V175H237V177H241V178H243V181L242 182H239V180L237 181V180H235V181H237L238 183H237V186L239 185V187H237L236 186V184H235V181L232 179L233 177H231L229 174H228V177L227 178H229L228 179V181L229 180H231V182H232V184H233V182H234V185L236 186L234 189H232L231 190V188H229L228 190H229V192H228V190L227 191H225L224 192V196L227 198L226 199V202H227V200L229 201L230 200V206H231V208L229 207V205H227V204H229L228 202H227V204L224 202L225 201V199H222V198H224L223 196L221 197V195H223V193H222V191H224V190H221V188H223V189H225V185H224V183H225V181L224 180H226V183H228L227 182V179H226V177H225V173H224V171L222 172V176L223 177H221V173H219L217 170L215 171V174H214V172H213V174L211 173L212 171H214V169H217V167L215 168L214 166L213 167H211L210 165H207L208 167H210L209 168V170H208V172L210 171V173H211V176L212 175H214V176H212V178H214L213 180L215 181V183H216V187H215V189L217 188L218 189V191H214V194L212 193V196L214 195L215 197H211V195H210V200H212L211 198H214L213 200H214V202L215 203H219L218 202V198H216V196L217 197H220L219 198V201H221L220 203H224V204H226V205H224L223 203V208H222V215H223V213L227 210V212L229 211V209H231V211L232 210H235L234 212L236 213H233L232 212V214H234V215H231V212H229L228 214H226V212L224 213V215L226 214L229 218L226 220L225 219V217H227L226 215L224 216V219H222V215H221V213H218L216 210H218V208H220L221 209V207H222V205L221 206H217L218 208L217 209H215L214 207H216V206H212V205H214L215 203L213 202V200L212 201H208L209 202V204H210V206H212V209L210 208V206H209V210H210V213H212V211H213V209H214V211H216L215 213L217 214V215H219L221 218H219L217 215V219L215 220V216H214V214L212 215V217L214 216V222H212V225L214 224V228H217V230L216 229H214L213 227V229H214V234L216 233V234H218L217 236L219 237V238H221V240H224L227 244H228V246L227 245H225V247L227 246V248L229 247V246H231V248L230 249H233V253H231V254H234V255H230V258L228 257L229 255H226L225 256V254H223V256L224 257H226V258H229L227 261H225L226 260V258H222V259H225L224 260V262H223V260L221 261V258H219V260H218V258L216 259V260H214L217 256H219L220 255V252L218 253V249L216 248V245H215V247H213L214 246V243H211V244H213V246L212 245H210L209 247H207V249H210V247L212 246V249L213 248H216L217 250H214L213 249V251H215V252H213V251H210L209 253H210V255H213V254H211V253H214V254H216V257L214 256V258L212 259L211 257H213V256H211V257H209L208 255H206L205 253L207 252V251H205L204 250V247H206V243H205V241L203 240V238L206 236V239L205 240H207V237H211V236H207V235H204V237L203 238H201L202 239V241H204V243H203V245H201V246H203L202 248H201V251H203L204 252V255H202L204 258H207L206 259V261H205V259L204 258H200L201 256H199L198 257V254L196 255V258H194L195 257V255H193V257H192V261L194 260V261H197L198 263H200L199 261H202V264L204 263V264H236V262H237V264L240 262V261H242V262H244L243 261V259H247L246 261H248L249 262V258H251L250 259V261H252V260H254L255 262H256V264H264V0H228V1H226V0H224L225 2L224 3H226L227 5H224L225 7H226V9L228 8V3L230 2V4H229V8L230 9H227V11H229V10H232L230 13H232V15L229 13V12H227V13H229L232 17H234L235 15H237L238 14V16H235V17H239V19L241 20V21H243L242 22V24L244 23V25L246 26V28L245 29H242V28H240V29H242L241 30V35L240 34H237L238 32L236 31L239 27H238V25H240L241 24V22H238V20L237 21H235L236 20V18L234 19V18H231L229 21H231L232 19H234L233 20V22L235 21V23L237 22L238 23V25L236 26L237 27V29L236 30H234L235 28H233V26H232V23L231 24H229V26H230V28H232L231 29V31H236V32H234V33H236L238 36L236 37V38H238V41L239 42H241V41H243V42H241V44H242V47H243V45L244 46H246L247 47V50L244 52V53H242V55H243V57H242V55H241V51L243 50V49H246V47L245 48H243L242 50L240 49L241 47H239V46H237V45H235L238 41L235 39V41H237V42H232V40L235 38V36H231V38L229 37V36H226V37H229L230 38V41H229V38H228V41L226 42V37L224 38L223 36V38L225 39V43H223L222 41H219L220 39H222V37L220 38V39H218V37H216L217 39H215V40H218L219 42H220V47L218 48L219 50H217V49H215L214 48V44H216L217 43V41H216V43H214V42H212L213 43V45H212V43H210V39H212V38H214V36H215V34L217 35L218 34V32L220 33V31L223 29L222 27L224 26V25H220V24H217V25H219V26H217V27H219V28H213L212 29V27H214V26H209V25H204V26H209V28L211 27V29L210 30H204L205 28H202L200 25H199V23H195L194 21H188V19L187 20H184L185 19V17H186V14H187V12H189V10H191V7H192V5H190V3L187 1V0H167V2H168V4H166V5H168L169 7H170V10H168V13H166L167 11H166V9H167V6H165L164 7V5H165V3H166V0H95ZM112 2L111 4L112 5H116V7L118 6V7H120V10L119 9H117V8H114V10H111V8L109 9L108 7L106 8V7H104L106 4H107V2ZM152 1H154L153 3H152ZM163 1H165V2H163ZM176 1H178L179 3H181L180 5H181V8H178V7H175V3H177V5H178V2H176ZM188 2V4H187V2ZM197 1V0H196ZM198 1H200V0H198ZM205 1V0H204ZM213 1V0H212ZM219 1V0H218ZM56 2H57V5H56ZM88 2H90V1H88ZM108 2V3H109ZM147 2H150V4H153V5H155V3H156V5H157V9L159 10V12H157V13H159V14H162V15H160V18L162 17L163 18V20L164 21H167L166 22V24H171V22H169V19H171L172 21L173 20H175V21H173L174 23H175V26H176V23L178 22L179 24L181 23V27H179L178 25V28H180V30H181V32L183 33V34H186V35H188V36H185V37H189V38H184L188 43H186V44H184V43H182L183 42V40L181 41L180 40V38L183 36V34L182 33H180V34H182V35H180V34H178V33H176V31H177V28H174L173 26H174V23L173 24H171L172 25V27H173V29H176V31H175V33L173 32L171 35H170V33H166L167 35H169V37L167 36V35H165V33L164 32H161V31H163V29H161V28H157V26L158 25H156L155 27H152L151 25H155L154 24V20H153V23H151V25H149L148 23L149 22H152V21H149L148 22V19L149 20H152V19H156V17H157V13H156V11H154V10H152V8L153 9H155L154 8V6L153 5H148L149 3H147ZM190 2H192V0H190ZM194 3H195V1H193ZM202 2V1H201ZM201 2H199V4L201 3ZM205 2H207V1H205ZM228 2V3H227ZM114 3V4H113ZM217 2H215L214 4H216ZM220 3V2H219ZM70 4H72V5H70ZM93 4V3H92ZM110 4V3H109ZM146 4V5H145ZM192 4V3H191ZM198 4V5H199ZM203 4V3H202ZM202 4H201V7H202ZM210 4V3H209ZM56 5V6H55ZM59 5V6H58ZM99 5V6H98ZM111 5V6H112ZM172 5H174V7L172 6ZM191 7H190V6ZM194 5L195 4H193V7H194ZM197 5V4H196ZM58 6V7H57ZM101 6V7H100ZM110 6V5H109ZM150 6H152V7H150ZM212 6V5H211ZM32 7H33V4H32ZM37 7V6H36ZM114 7V6H113ZM147 7V8H146ZM148 7H150L151 8V10L149 9L148 10ZM173 7V8H172ZM180 7V6H179ZM190 7V8H189ZM205 7V6H204ZM222 7V6H221ZM57 8H60V11L57 9ZM196 8H197V6H196ZM203 8V7H202ZM218 8V7H217ZM156 9V10H157ZM165 9V10H164ZM194 9V8H193ZM198 9H199V7H198ZM211 9V8H210ZM221 9V8H220ZM223 9H225V8H223ZM226 9H225V11H226ZM34 10V9H33ZM64 10V9H63ZM67 10H69V12H68V14H66V15H69V13H70V10L71 9H67ZM157 10V11H158ZM218 10H219V8H218ZM72 11V10H71ZM93 11H94V9H93ZM93 11L91 10V13H93ZM116 11H118V13L116 12ZM150 11H152L154 14L152 15V12H150ZM195 11V10H194ZM200 11V9L198 10V14L200 13L199 12ZM203 11V10H202ZM234 11L236 12V13H234ZM66 12V11H65ZM197 12V11H196ZM195 12V13H196ZM224 12V11H223ZM87 13V12H86ZM151 13V14H150ZM189 13H191V12H189ZM220 13H222L221 11H220ZM234 13V14H233ZM192 15L191 16H194V17H197L196 19H198V16L199 17H201L202 15L200 14V15H198V16H196V14L194 15V12H192L191 13ZM203 14V13H202ZM224 14H226V12L224 13ZM224 14H222V15H224ZM228 14V15H229ZM62 15H63V17H62ZM87 15V16H88ZM155 15V17H152V16H154ZM189 15V14H188ZM187 15V17H189ZM213 15V14H212ZM221 15V16H222ZM86 16V17H87ZM118 16V15H117ZM151 16V17H150ZM215 16H216V14H215ZM225 16H227V14L225 15ZM28 17V16H27ZM68 17V16H67ZM66 17V18H67ZM84 17H85V15H84ZM101 17V18H102ZM217 17V16H216ZM229 17V16H228ZM105 18H104V20H105ZM118 18V17H117ZM116 18V19H117ZM122 18V19H123ZM151 18V19H150ZM159 18V17H158ZM157 18V19H158ZM159 18V21L160 20H162V18L160 19ZM190 18V17H189ZM191 18H193V17H191ZM191 18H190V20H191ZM223 18H225V23H224V19H223V22L222 23H224V24H226L227 22H229V21H227L226 20V18L227 17H223ZM20 19V18H19ZM23 20H25L26 19V17H24V18H22ZM22 19H21V21H22ZM29 19V18H28ZM27 19V20H28ZM64 19H65V17H64ZM107 19H106V21H107ZM120 19V18H119ZM157 19L155 20V21H157ZM165 19H167V20H165ZM217 19V18H216ZM219 19H222V18H219ZM229 19V18H228ZM32 20V19H31ZM102 19H100V21H101ZM218 20V19H217ZM239 20V21H240ZM28 21H30V19L28 20ZM65 21H67V19H65L63 22H65ZM113 21V20H112ZM111 21V22H112ZM118 21V20H117ZM116 21V22H117ZM159 21H157L158 23H159ZM163 21V22H164ZM196 21H198V20H196ZM202 21V20H201ZM204 21V20H203ZM202 21V22H203ZM206 21V20H205ZM227 21V22H226ZM245 21L246 22H248V24H250L249 26H247V23L245 24ZM9 22V23H8ZM16 22V21H15ZM111 22H108V23H111ZM129 22H130V24H129ZM162 22V21H161ZM160 22V23H161ZM162 22V23H163ZM30 23H33V22H31L30 21ZM73 23V24H72ZM78 23V22H77ZM77 23H75V25L74 26H76L77 25ZM113 23V22H112ZM157 23V24H158ZM161 23V24H162ZM201 23V22H200ZM206 23V22H205ZM213 23V22H212ZM218 23V22H217ZM221 23V22H220ZM234 23V24H235ZM240 23V24H239ZM8 24V25H7ZM18 24V23H17ZM62 24V23H61ZM60 24V25H61ZM70 24V23H69ZM117 24V23H116ZM127 24H129V25H127ZM160 24V25H161ZM164 24V23H163ZM233 24V25H234ZM242 24L240 25L241 27H242ZM5 25H7V26H5ZM19 25V24H18ZM53 25H54V23H53ZM131 25V26H130ZM170 25V26H171ZM20 26V25H19ZM47 26V25H46ZM137 26H141L142 28H144V29H146L147 30V32L145 31L144 33H146V34H148V35H150L151 37H153V39H155V40H153V39H150V38H148V35H146L147 36V42H149V43H147V42H145L144 40H143V42H142V39L141 40H138L139 42L141 41V43H139L137 40V42L139 43V44H137L136 45V41H135V39L137 38V33H139V32H137V31H139L141 28H139V27H137ZM162 26H165V25H162ZM168 26V25H167ZM176 26V27H177ZM235 26V25H234ZM100 27V28H99ZM137 27V28H136ZM159 27V26H158ZM225 27V30H227L226 29V26H224ZM228 27V26H227ZM55 28H57V27H55ZM99 28V29H98ZM155 28L157 29V30H155ZM208 28V27H207ZM206 28V29H207ZM229 28V27H228ZM21 29L23 30L22 32H20L21 31ZM50 29V28H49ZM100 29H103V30H105V31H108L109 32V34L107 33V32H105V31H101ZM138 29V30H137ZM161 30V31H158V30ZM179 29H178V31H180ZM44 31V30H43ZM45 31H46V29H45ZM45 31L44 32H42V34H44L45 33ZM49 31V30H48ZM48 31H46V33L48 32ZM76 31V32H75ZM177 31V32H178ZM224 30H222L221 31V33L223 32ZM239 31V30H238ZM35 32H37V30H35ZM159 32H161V33H159ZM230 32V31H229ZM18 33V34H17ZM45 33V34H46ZM110 33H111V35H110ZM220 33V34H221ZM232 33V32H231ZM14 34V35H13ZM28 34V33H27ZM37 34H39V33H37ZM44 34V35H45ZM58 34V33H57ZM80 34V35H79ZM164 34V35H163ZM174 34V35H173ZM223 34V33H222ZM24 35L27 37V35H26V32L24 33ZM79 35V36H78ZM175 35L177 36V37H180L179 38V41L176 39V38H173L174 40H171V38L172 37H175ZM180 35V36H179ZM214 35V36H213ZM233 35V34H232ZM16 36V37H17ZM59 36V35H58ZM136 36V37H135ZM149 36V37H150ZM172 36V37H171ZM242 38H241V37ZM15 37V38H16ZM26 37H25V39H26ZM39 37H43V36H39ZM79 37H80V39H79ZM89 37V38H88ZM184 37V36H183ZM233 37V38H232ZM14 38V39H15ZM17 38V39H18ZM23 38V37H22ZM44 38H46V37H44ZM72 38V39H73ZM21 39V38H20ZM19 39V40H20ZM24 39V38H23ZM24 39V40H25ZM79 39V40H78ZM93 39V40H92ZM144 39H145V36H144ZM181 39H183V38H181ZM188 39V40H187ZM22 40V39H21ZM20 40V41H21ZM27 40V39H26ZM43 40H45V42H46V39H43ZM58 40V39H57ZM146 40V39H145ZM150 40H152V41H154L155 43L153 44L152 43V41H151V43L152 44H150ZM176 40L178 41V42H181V43H179V44H177L176 45ZM15 41H16V39H15ZM48 41H49V38H48ZM54 41L55 40H53V44L52 45H54ZM213 41V40H212ZM224 41V40H223ZM234 41V40H233ZM16 42H19V41H16ZM50 42H51V40H50ZM57 42V41H56ZM59 43H60V41H58ZM93 42V43H94ZM177 42V43H178ZM185 42V41H184ZM222 42V43H221ZM39 43H42V39H41V42L39 41ZM38 43V44H39ZM44 43V42H43ZM47 43V42H46ZM45 43V44H46ZM75 43V42H74ZM78 43V44H79ZM245 43V44H244ZM38 44H37V46H38ZM49 44V43H48ZM51 44V43H50ZM77 44V45H78ZM141 44V45H140ZM222 44H224V45H222ZM240 44V43H239ZM35 45V44H34ZM33 45V46H34ZM40 45V44H39ZM51 45V46H52ZM60 45H62L61 43H60ZM74 44H73V42H72V40H70V38L69 39H66L64 42H63V45H62V47L63 48H74V46H73ZM136 45V46H135ZM139 45V46H138ZM179 45V46H178ZM11 48H10V47ZM41 46L42 47H45L44 45H42L41 44ZM41 46H40V48H41ZM47 46H50V45H47L46 44V47ZM142 46V47H141ZM216 46V45H215ZM46 47H45V49H46ZM58 47V48H57ZM59 46V44H57L56 43V45H54L53 47H51V48H49V47H47L48 48V50L46 51V50H44V51H42V52H44V54L46 55V53H47V55H46V60H44L45 59V55L44 56H42V54H40L39 52V54H40V56H41V58H43L42 60L43 61H45V63L47 62V63H50L51 61L50 60H48L49 58H48V55H50V57L52 58V56H51V54L53 55V54H57V55H59L58 53H60V55H61V57L62 58H60V59H63V54H61L65 49H63L62 47H60ZM96 48H97V44H96V46H95ZM139 47V48H138ZM236 47H238L241 51H240V55H238V48H236ZM40 48L38 47V48H36V49H34L35 51L37 50V49H39L38 51H40ZM88 48V47H87ZM91 47H89L88 49H90ZM99 48H98V51H99ZM122 48H124V47H122ZM131 50H130V49ZM142 48V51H139L138 52V49H141ZM17 49V48H16ZM42 49V48H41ZM103 49V50H102ZM135 50V52L133 51V50ZM12 51H13V48L11 49ZM15 50V49H14ZM61 50H63L62 52H61ZM67 50V49H66ZM80 50V49H79ZM91 50V49H90ZM89 50V51H90ZM6 51H8V49L6 50ZM78 51V52H77ZM100 51H99V54H100ZM132 51L134 52V54L132 53ZM226 51H229L228 53H232L233 52V54L230 56V54H227L226 53ZM232 51V52H231ZM34 52V51H33ZM37 52V51H36ZM35 52V53H36ZM46 52V53H45ZM68 52L70 53V51L68 50ZM82 52V51H81ZM91 52V51H90ZM106 52V53H107ZM124 52V53H123ZM164 52H166V54L164 53ZM222 52H224V54L222 53ZM4 53H5V51H4ZM65 53V52H64ZM72 53V54H73ZM103 53V52H102ZM101 53V54H102ZM222 53V54H221ZM227 55H226V54ZM8 54V55H7ZM11 54V53H10ZM71 54V53H70ZM71 54V55H72ZM83 53H81V55H82ZM88 54H90L89 52H88ZM87 54V56H89ZM104 54V53H103ZM117 54H115L116 56H117ZM118 54V57H117V59L119 58V56H122V55H119ZM7 55V56H6ZM6 55H5V57H9L10 55H9V53L7 52L6 53ZM35 55V54H34ZM33 55V56H34ZM125 55V54H124ZM123 55V56H124ZM138 55L136 56V57H138ZM3 56V54L0 56V57H2ZM32 56V55H31ZM40 56L38 57L39 59H40ZM74 55H72V57H73ZM84 56V55H83ZM115 56V57H116ZM141 56V55H140ZM246 56V55H245ZM35 57V56H34ZM85 57H86V55H85ZM127 57V59H129ZM241 57H242V59H241ZM248 57V56H247ZM36 58V57H35ZM98 58V57H97ZM125 58L126 57H124V62H126L125 61ZM132 58H131V60L130 61H132ZM214 58H215V56H214ZM213 58V59H214ZM220 58V57H219ZM246 58V57H245ZM244 58V59H245ZM54 59V58H53ZM53 59H51V60H53ZM59 59V58H58ZM76 59V58H75ZM250 59V60H251ZM41 60V62H43ZM77 60H78V57H77ZM76 60V61H77ZM123 60H122V57H121V61L123 62ZM148 60V59H147ZM219 60H222V59H219ZM249 60V61H250ZM250 61L251 63H254L253 61ZM99 60H97V62H98ZM129 61V60H128ZM127 61V62H128ZM159 61H161L160 63H159ZM243 61V62H242ZM56 62V61H55ZM59 62H61V61H59ZM101 61H99V63H100ZM215 62V61H214ZM213 62V63H214ZM240 62V65H238V63ZM242 62V63H241ZM52 63H53V61L51 62V64L50 65H52ZM158 63V64H157ZM243 63H245V64H243ZM41 64H43V63H41ZM55 64V63H54ZM52 65V67H50V65L49 64H45L46 66H47V68L48 69H52V68H54L53 66H55V65ZM100 64H102V62L100 63ZM149 64V65H150ZM165 64V65H164ZM243 64V65H242ZM248 64H249V62H248ZM44 64H43V66H45ZM103 65V64H102ZM163 65H164V67H163ZM212 65V64H211ZM238 65V66H237ZM77 66V65H76ZM97 66H98V69L100 70V68L99 67H103L102 69H104V71H106V68L104 67V66H99L98 64H97ZM246 66H248V65H246ZM245 66V67H246ZM169 67V68H168ZM254 67H255V64H254ZM45 68V67H44ZM171 68V69H170ZM212 68H213V66H212ZM260 68L258 69V70H260ZM46 69V68H45ZM47 69V70H48ZM48 70V72L50 71L52 74H50L51 75V77H50V79H51V81H48L47 83H49L50 84V82H54V80H56L55 78V76L53 75V71L52 70ZM76 69H77V67H76ZM231 69V70H230ZM224 70V69H223ZM232 70V71H233ZM102 70H100V72H101ZM104 71H103V73H104ZM234 71L231 73V74H229L230 75V77H229V75H228V77H226L227 78V80H229V78L231 79V75L234 73ZM47 72V73H48ZM49 72V73H50ZM129 72V71H128ZM157 72H158V75L159 76H157ZM174 72V73H173ZM176 72V73H175ZM245 72V71H244ZM247 72V71H246ZM127 73V72H126ZM145 73V72H144ZM143 73V74H144ZM235 73H237V72H235ZM102 74V73H101ZM132 74V73H131ZM130 74V75H131ZM226 74L227 73H225V76H226ZM241 74H242V72H241ZM49 75V74H48ZM54 77H53V76ZM127 75V74H126ZM134 75V74H133ZM210 75V74H209ZM244 75V74H243ZM245 75H246V73H245ZM128 76V75H127ZM136 76V75H135ZM140 76V75H139ZM163 76V75H162ZM166 76V75H165ZM164 76V77H165ZM54 79H53V78ZM159 79H158V78ZM211 77V76H210ZM124 78H127V77H125V75H124ZM137 78V77H136ZM132 79V78H131ZM197 79V81L199 82V84H200V82H201V79L200 80H198ZM225 79V78H224ZM128 81V79H125V81ZM133 80H134V78H133ZM158 80V81H157ZM226 79H225V81L226 82H228ZM122 82H123V84H124V80H121ZM126 81V82H127ZM135 81H136V79H135ZM141 81H142V83H141ZM166 81V82H167ZM232 81H229L228 83H232ZM233 81V82H234ZM1 82H2V80H1ZM4 82V81H3ZM122 82H120V84L122 83ZM125 82V83H126ZM139 82L141 83L140 85L141 86H139ZM163 83H164V81H162ZM189 82V81H188ZM242 82H243V85H242ZM57 83V82H56ZM55 83V84H56ZM228 83H226V84H224V85H226L227 86V84ZM230 83V84H231ZM1 85H3V83H0ZM113 84H114V82H113ZM112 84V85H113ZM120 84H118V86L120 85ZM123 84H121V86L123 85ZM155 84H157V85H155ZM159 84H160V82H159ZM167 84V83H166ZM165 84V85H166ZM198 84V85H199ZM230 84L228 85L229 87H231L230 86ZM232 84H234V83H232ZM0 85V86H1ZM6 85V84H5ZM4 85V86H5ZM47 85V84H46ZM45 85V86H46ZM52 85H53V83H52ZM114 85H116V84H114ZM126 86H127V84H125ZM200 85H202V84H200ZM223 85V86H224ZM33 86H35V85H33ZM44 86V87H45ZM48 87H50V85H47ZM117 86V85H116ZM118 86H117V88H118ZM124 86V85H123ZM123 86L121 87V88H123ZM130 86V85H129ZM139 86V87H138ZM167 86V85H166ZM173 86V87H172ZM228 86H227V88H228ZM243 86V87H242ZM6 87L8 88V86L6 85ZM32 86H29V89H30V91L32 92L33 90H31V89H34L33 87L31 88ZM36 87V86H35ZM111 87V86H110ZM115 87V86H114ZM120 87V86H119ZM125 87V86H124ZM159 87V86H158ZM157 87V88H158ZM175 87V89L176 90H173V88ZM201 87V86H200ZM2 88H3V86H2ZM27 88V87H26ZM38 86H37V90H38ZM111 88H113V87H111ZM129 88V87H128ZM133 88V87H132ZM135 88V87H134ZM188 88V87H187ZM226 87H225V89H227ZM1 89V88H0ZM4 89L6 90V88L4 87ZM10 89V88H9ZM55 89V88H54ZM127 89V88H126ZM125 89V90H126ZM129 89H131V86H130V88ZM140 89V90H141ZM229 89H231L232 90V88H228V90ZM1 90H3V89H1ZM26 91H27V89H25ZM37 90H35V93H37L38 91ZM41 90V89H40ZM43 90V89H42ZM115 90V91H114ZM112 89L111 90V92H109L110 94L111 93H115V95H113V96H115V97H113V98H115V100H116V95H118V94H120V91L122 90V89H118L119 90V93L116 91V89ZM125 90L123 89L122 90V93H123V91L125 92ZM185 90V89H184ZM183 90V91H184ZM228 90H224L225 92H227ZM233 90L231 91V93H233ZM6 91H8V90H6ZM10 91V90H9ZM29 91V92H30ZM37 91V92H36ZM46 91H48L47 89H46ZM52 91V90H51ZM113 91V92H112ZM129 91H126V92H129ZM155 91V92H154ZM176 91V92H175ZM186 91H187V89H186ZM230 91V90H229ZM29 92H26V93H29ZM34 92V91H33ZM40 92V91H39ZM49 93L47 94H44L45 93V91H43L42 93L45 95V97H47V95H48V97H49V94L50 95H53L52 93H50V91H48ZM116 92H117V94H116ZM152 92H154L155 94H154V96H152ZM166 92H168V91H166ZM177 92V97H176V95L174 96V99L176 98V99H181V96H182V98L184 99V100H186L185 98H187V97H184L183 95V93H181V95H180V93H178ZM188 92V91H187ZM189 92H190V90H189ZM4 93H8V92H5L4 91ZM11 93V91L9 92V94ZM25 93V94H26ZM41 93V92H40ZM40 93H38V94H40ZM109 93L107 94V91H106V94L107 95H105L106 97H104V96H102L103 98H101L102 99V101L104 100V101H108L109 99H110V97L112 96H110L109 95ZM131 93V94H132ZM173 93V94H174ZM200 93V92H199ZM230 93V92H229ZM228 94V95H233V94ZM14 94V93H13ZM30 94V93H29ZM29 94L28 95H26L25 97H26V99H27V96H29ZM140 94V95H139ZM165 94V93H164ZM169 94V93H168ZM180 95V97H179V95ZM187 94H189V93H187ZM186 94V95H187ZM204 94V93H203ZM202 94V95H203ZM237 94V95H236ZM5 95H7V94H5ZM18 95V94H17ZM110 97H109V96ZM121 95V94H120ZM123 95L124 96H126L125 95V93H123ZM129 95V94H128ZM192 95H193V93H192ZM8 97H9V95H7ZM31 96V95H30ZM41 96V95H40ZM91 96V95H90ZM130 96V95H129ZM173 96V95H172ZM194 96V95H193ZM14 97H15V95H14ZM22 97V96H21ZM31 97H34V95H32ZM30 97V98H31ZM36 97H38V96H36ZM36 97H35V99H36ZM45 97H44V99H45ZM53 97V96H52ZM96 97V98H95ZM94 98H95V100L98 98V95L97 96H95ZM100 97V96H99ZM195 97V96H194ZM202 97V96H201ZM242 97H243V99H242ZM10 98H13V96L12 97H10ZM9 98V99H10ZM16 98V97H15ZM29 98V97H28ZM93 98V96L92 97H89L88 99H86L87 100V102L89 101L90 103H87L86 105H89V107L87 106L86 108L84 107V104L82 105V104H80L81 106V108L83 107L84 109H87V108H90L91 106H92V101L94 102V99ZM105 98H106V100H105ZM109 98V99H108ZM119 98V100H120V98L122 99L123 97L122 96H119V97H117V99ZM139 98V99H138ZM189 98H191V96L189 97ZM209 98V97H208ZM25 99V98H24ZM26 99H25V102H26ZM33 99V98H32ZM43 99V97H42V100H41V98H39L38 97V102H36L37 104H38V106H42V109L41 108H39L38 106H36V103H35V101H37V100H31L32 102V104H35L34 106L35 107H38L37 109H39L38 111H37V109H35L34 108V106H30V105H32L31 103H29V102H27V103H29L28 105L32 108H34V110H36L35 112L37 113L38 112V115H39V112H40V114H44V113H46V109L49 107L48 105H52L51 103H50V101L48 102V101H45ZM101 99H99L98 98V100L100 101ZM175 99V100H176ZM179 99L178 100H176L177 101V103L179 102ZM183 99H181V100H183ZM192 99V98H191ZM191 99H187V101H190ZM203 99H204V97H203ZM238 99V98H237ZM13 100V99H12ZM15 100V99H14ZM18 100V99H17ZM22 100V99H21ZM48 100H51L50 99V97H49V99ZM91 100V101H90ZM98 100H97V103H95L94 102V104H93V106L95 107V109H94V107L92 106V109H89V112H92V111H90V110H93V113H86V114H88V116L90 115V114H94L95 115V112H97L96 114V118L95 117H91L92 115H90V118L91 119H96L97 120V117L99 116V113L100 112H102L101 114H100V116H99V118H98V124H96L97 122H96V120L93 122L92 121V123H94L93 125H94V127L97 125H99L100 124V122H101V120H103L104 119V117L103 116H105L106 115V113H105V107H107V105H104V104H102V103H100V102H102V101H100L99 102V104H98ZM111 100V99H110ZM113 100V99H112ZM130 100H132L131 98H130ZM145 100H147L149 103H147ZM180 100V102H181V104H182V101ZM194 100H196V98L194 99ZM194 100L192 99V102H193V105L194 106H197V104L199 103V101H197L196 100V102L195 103H197V104H195L194 103ZM236 100V99H235ZM45 101V102H44ZM203 101V100H202ZM204 101H206V100H204ZM34 102V103H33ZM49 103V104H46V103ZM53 102V101H52ZM120 102H123V100L121 101L120 100ZM155 102V101H154ZM185 102L186 101H184V104H183V106H187V104H185ZM201 102V101H200ZM17 104H18V102H16ZM24 103V102H23ZM22 102H21V104H23ZM84 103H85V101H84ZM92 103V104H91ZM115 103V105H117L116 103H119V102H114ZM134 103H135V101H134ZM151 103H153V101L151 102ZM187 103V102H186ZM189 103V102H188ZM16 104V105H17ZM44 104L45 105H47L48 107H46V106H44ZM91 104V105H90ZM96 104V105H95ZM107 104H108V102H107ZM120 104H122V103H119L117 106H121ZM136 104V103H135ZM137 104H138V102H137ZM172 104H174V102L172 103ZM180 104V105H181ZM200 104V103H199ZM24 105L26 106V108H27V105L24 103ZM23 105V106H24ZM75 104H73V105H69L68 106V109H66L65 108V111H64V108L63 109H60V110H62L63 112H64V114H65V117H63L64 119H66V113H68V112H70V114H72L71 113V108H72V110L74 111L76 108H78L79 107V105L78 106H76V108H74L73 109V106H74ZM110 105L112 106L111 108L113 109V104H112V102L111 103H109V107H110ZM151 105V104H150ZM154 105V104H153ZM179 105V104H178ZM192 105L191 104V101H190V104H188V107L189 108H191L190 106ZM14 106V105H13ZM23 106H20V108H22L21 110H25V106L23 107ZM46 107V109L44 108V107ZM54 106H56V105H53V107H51V109L49 108V109H47L48 110V113H49V110H52L53 108H54ZM144 106V105H143ZM144 106V107H145ZM173 106V105H172ZM184 107V109L186 108H188V107ZM193 106V107H194ZM69 107H71V108H69ZM79 107V108H80ZM108 107V108H109ZM144 107H142V108H144ZM179 107V106H178ZM181 107V106H180ZM204 107H206V106H204ZM14 108V107H13ZM12 108V109H13ZM20 109L19 107H17L16 106V109ZM29 108V107H28ZM28 108H27V110H28ZM32 108V109H33ZM44 108V109H43ZM78 108V110L79 111H77V109L75 110L76 112H82L83 113V109L82 110H80ZM140 108V107H139ZM176 108V107H175ZM2 109H3V107H2ZM16 109H13V111H15ZM17 109V110H18ZM32 109H29L28 111H27V113L26 114H30L31 112H32ZM107 109V108H106ZM110 109V108H109ZM112 109H110L111 111H112ZM114 109H116L117 110V108H114ZM144 109H148V108H144ZM173 109V108H172ZM41 110H44V111H41ZM54 110V109H53ZM59 110V114L60 113H62L61 111ZM67 110V111H66ZM70 110V111H69ZM103 110H105V111H103ZM174 110V109H173ZM176 111H177V108L175 109ZM181 110H183L182 109V107H181ZM55 111V110H54ZM57 112L55 113V117L54 116H51V114L49 113V115L48 116H50V117H48V120L49 119H51V118H55V120H57V119H59L58 117H59V114H57L58 113V109L56 110ZM72 111V112H73ZM74 111V113H73V115L75 114V117H77V115H78V113H76ZM109 111V110H108ZM108 111H106L107 112V114H108ZM114 111V110H113ZM146 111V110H145ZM16 112L18 113L19 112V110L18 111H15V113H13L14 115L16 114ZM21 112H23V111H21ZM20 112V113H21ZM35 112H33L32 114H36ZM51 112V111H50ZM147 112V111H146ZM149 112H147L148 113V115H150V113ZM175 112V111H174ZM235 112H234V115H235ZM19 113V114H20ZM24 113V112H23ZM48 113H46L45 115L47 116V114ZM54 113V112H53ZM103 113H105V115L103 114ZM110 113V112H109ZM3 114H5L4 112H3ZM2 113H1V109H0V115H3ZM64 114L62 113L61 115H63L64 116ZM69 114V113H68ZM77 114V115H76ZM80 114V113H79ZM83 114H85V110H84V113ZM82 114V115H83ZM85 114V115H86ZM17 115V114H16ZM44 115V116H45ZM53 115V114H52ZM57 115V116H56ZM60 115V118L62 117ZM73 115H68L67 117H68V119H67V121L65 120L64 121V119L62 120V119H60V121H59V123H61V124H64L62 121H64L65 122V124H66V122H67V125H68V123L69 124H71V121H74L73 123L74 124H76L77 122H78V119H79V116L77 117V119L76 118H72V117H74ZM93 115V116H94ZM174 115H176V114H174ZM4 116L5 115H3V119L2 120H4V121H1L2 123L3 122H5L6 120H7V116H6V118H4ZM11 116V115H10ZM18 116V115H17ZM43 116V115H42ZM87 115L85 116V117H88ZM177 116H179V115H177ZM233 116V115H232ZM56 117H57V119H56ZM81 118H80V120H81V122H83L84 121V119H82L83 117L82 116H80ZM101 117V118H100ZM106 117H107V115H106ZM151 116H149V118H150ZM220 117V116H219ZM235 117V116H234ZM0 118H1V116H0ZM12 118V117H11ZM89 118V117H88ZM103 118V119H102ZM218 118V117H217ZM232 118V117H231ZM9 119V118H8ZM20 119V118H19ZM41 119V118H40ZM42 119H46V117H42ZM71 119V120H70ZM73 119V120H72ZM99 119H100V121H99ZM1 120V119H0ZM11 120V119H10ZM9 120V121H10ZM13 120H14V118H13ZM47 119L46 120H43V122L42 121H40V123L41 124H43V123H46V121H48ZM53 120V122H54V119H52ZM76 120V121H75ZM83 120V121H82ZM221 120V118H219V121ZM233 120V119H232ZM12 121V120H11ZM45 121V122H44ZM70 121V122H69ZM219 121H217L218 123H220ZM13 122V121H12ZM76 122V123H75ZM80 122V121H79ZM96 122V123H95ZM222 122V121H221ZM235 122V121H234ZM238 122V123H239ZM6 123V122H5ZM5 123H3L4 124V126H6L5 125ZM7 123H9L8 121H7ZM72 123V124H73ZM215 123V122H214ZM224 123V122H223ZM223 123H221V125L220 124H218V127H223L222 126V124ZM11 124V123H10ZM41 124H39V125H41ZM61 124H57V127H59V126H61ZM79 124V123H78ZM78 124H76V127H78L77 125ZM83 124V123H82ZM237 124V123H236ZM2 125V124H1ZM9 125V124H8ZM7 125V127H9ZM15 125V124H14ZM38 125V123L36 124V126L35 125H33L32 127H29V129H27V130H25L26 131V133L24 132V135H23V133H21V135H23L20 139L19 138H17V140H19L16 144H14L15 145V150L16 151H18V148H19V151H20V149L21 150H23V151H26L27 152V148L28 147H32L33 145L31 144V145H29V143H31L32 141H33V144H34V142H36L38 139H37V137H36V132H35V130H32V129H35V127L38 129V128H41V127H38L37 126ZM66 125V126H67ZM85 125V124H84ZM191 125V124H190ZM188 126V131H189V129H190V127H191V129H192V132H196L195 130H193V128H196V127H193V126ZM193 125V124H192ZM11 126H13V124H11L10 125V128H11ZM43 126H44V128H45V125L43 124ZM71 126V127H70ZM186 126V125H185ZM184 125L182 126V128L184 127V128H187V126L185 127ZM213 126V125H212ZM240 126V125H239ZM7 127H4L5 129L7 128ZM63 127V128H62ZM61 128L62 129H64V130H66V128L67 127H65V126H62ZM69 127L70 128H67L68 130H67V132H69V134H67V135H69V136H71V133H72V135H75V133H73L74 131L76 132L78 129L76 128H72L73 127V125H69ZM80 128L82 127L81 126V123H80V126H79ZM78 127V128H79ZM86 127V126H85ZM217 127V128H218ZM0 128H2V132H4L3 131V127H0ZM10 128H8V129H10ZM43 128V127H42ZM44 128L43 129H41L42 130V132H43V130H44ZM71 128L74 130V131H72L71 130ZM80 128H79V130H80ZM214 128V127H213ZM216 128V129H217ZM230 128V127H229ZM82 129H83V127H82ZM94 128H93V126H92V128L89 130V132L91 131V130H93ZM96 129V128H95ZM190 129V130H191ZM221 129V128H220ZM227 128H225V130H226ZM29 130V131H28ZM31 130V131H30ZM72 132H71V131ZM186 130V131H187ZM197 130V129H196ZM219 130V128L217 129V131ZM236 130V129H235ZM37 132L39 131V133L41 134H38V137H39V135H40V139L41 138H43L40 142H43V140H44V137H47L46 138V140H48V136H50L49 134H51V133H46L45 134V136L43 135L42 136V132H40V129H38V130H36ZM81 131V130H80ZM80 131H77L76 132V134L78 135L79 134V132ZM184 131H185V129H184ZM223 132H224V129L222 130ZM222 131H218V133H219V135H220V133L222 132ZM228 131V130H227ZM226 131V132H227ZM56 132V131H55ZM191 132V131H190ZM187 133L188 134V136L190 135V134H192V133ZM197 132H199V131H197ZM196 132V133H197ZM36 133V134H35ZM54 132H52V134H53ZM56 133H58V132H56ZM196 133H194L193 135H196ZM228 133H230V135H231V133L232 132H228ZM228 133H226L227 135H225V133L223 134V133H221V135L222 136H225V137H227L229 134ZM0 134H1V132H0ZM44 134V133H43ZM48 134V135H47ZM51 134V135H52ZM3 134H1L0 136H2ZM20 135V134H19ZM47 135V136H46ZM54 135L56 136V134L54 133ZM59 136H61L60 134H58ZM197 135H200V136H202V134H200V133H198ZM230 135H229V137H230ZM76 136V135H75ZM232 136H234V134H232ZM3 137V136H2ZM18 137V136H17ZM51 137V142L48 140L47 142L46 141H44L43 143H49L48 144V146L50 145V149L52 148V147H55L56 148V146L55 145H58V144H60V142L59 141H57L56 140V138L55 137H53V135L52 136H50ZM50 137H49V139H50ZM192 135H191V137L189 136V138H190V140H192ZM195 137V138H194ZM193 137V139H195V140H193L194 142H197L196 144H200V139H197V137L196 136H194ZM219 137V136H218ZM217 137V138H218ZM224 137V138H225ZM235 138H237L236 136H234ZM234 137H233V139H234ZM36 138V139H35ZM54 138V139H53ZM58 138H62V137H58ZM199 138H201V137H199ZM231 139H232V137H230ZM1 139V138H0ZM202 139H203V136H202ZM222 139V137L220 136V138H218V140L220 141ZM230 139V140H231ZM232 139V140H233ZM3 140V139H2ZM34 140H36V141H34ZM59 140V139H58ZM197 140V141H196ZM218 140H216V141H218ZM227 141H229V139H228V137H227V139H226ZM226 140H224V142L226 141ZM5 140H3V142L2 141H0V143H3L5 146H6V148H5V151H1L0 150V152L3 154V153H8V151H6L7 150V143L6 142H4ZM60 141H61V139H60ZM74 141H80V140H74ZM216 141H215V143H216ZM223 141V140H222ZM16 142V141H15ZM39 142V143H40ZM82 142V141H81ZM203 142V141H202ZM6 143V144H5ZM39 143H38V145H39ZM42 143V144H43ZM58 143V144H57ZM80 143V142H79ZM83 143H85V142H83ZM83 143H81V144H83ZM218 143V142H217ZM217 143H216V145H214V148L216 149V151H217V149L218 148H221V147H219L220 145H218V148H216L217 147ZM221 143H223V142H221ZM3 144H0L1 146H3ZM18 144L20 145V147L21 146H23L24 148L22 149V148H20V147H17L18 146ZM76 143H74V146H76V149H75V147H74V150H77V146L78 145H75ZM198 144V145H199ZM219 144V143H218ZM224 144V143H223ZM227 144H229V142L227 143H225V145L227 146ZM17 145V146H16ZM25 145H27L28 147L25 149ZM37 142H36V144H34V147H36L35 149L38 151L39 149H40V147L38 148L37 146ZM40 145H41V143H40ZM39 145V146H40ZM46 144H44L43 146H45ZM51 145H52V147H51ZM0 146V147H1ZM5 146H3V147H1V148H3L4 149V147ZM43 146H41L42 148H43ZM47 146V145H46ZM59 146H61V144L59 145ZM72 146H70L71 148H72ZM216 146V147H215ZM11 147V148H10ZM13 147V145L11 146V145H9L8 144V148H9V150L10 151H12L14 154H13V156L15 155H18V153L15 151H13L14 150V148H12ZM17 147V148H16ZM69 147V151H68V147L65 149V151L63 152V154L61 155V159L63 158H65V152L66 151H68L67 153H66V158H65V163L63 164L62 163V161H63V159L60 161V158H57L56 160L57 161H55L56 162V164H53V166H54V170L57 168V170L58 169H62L63 167H67V166H69L72 170H74V165H75V163H77V162H75V160L74 159H76V156L78 157L79 155H81L80 153H79V150H78V153H77V151H74L73 149H71ZM83 147H84V144H83ZM29 148V149H30ZM38 148V149H37ZM54 148V149H55ZM58 148V147H57ZM59 148H61V147H59ZM85 148V147H84ZM13 149V150H12ZM25 149V150H24ZM44 149H46V147H44ZM53 149V148H52ZM51 149V150H52ZM53 149V150H54ZM71 149V150H70ZM80 149H82L81 148V145H80ZM224 149H222V150H224ZM52 150V151H53ZM57 149H55V151H56ZM221 149H218V151H220ZM230 150V149H229ZM10 151H9V153H10ZM41 152H43V150H40ZM46 151V150H45ZM48 151H50L49 149H48ZM51 151V152H52ZM55 151H54V154H55ZM59 151V150H58ZM58 151H56V152H58ZM12 152L10 153V155L12 154ZM21 152V151H20ZM72 152V153H71ZM73 152L75 153L76 152V154H74L73 155ZM1 153H0V155H1ZM22 153V152H21ZM21 153H20V155H21ZM45 153V152H44ZM46 153H48L47 155H49V152H47L46 151ZM53 153V152H52ZM85 154L86 152L85 151H82V154ZM23 154V153H22ZM53 154V155H54ZM58 154H60V152H58ZM70 154H72V160L74 161V162H71V164L73 163V165H71L70 163H68V162H66L68 159L69 160H71L70 159V157H71V155ZM79 154V155H78ZM7 155V154H6ZM5 155V156H6ZM50 155H51V153H50ZM76 155V156H75ZM216 155V154H215ZM12 156V155H11ZM11 156H9L8 155V157H11ZM13 156H12V158H13ZM62 156H64V157H62ZM67 156H70V157H67ZM75 156V157H74ZM85 156H86V154H85ZM218 156V155H217ZM220 156V155H219ZM4 157V155H1L0 156V165L1 166H3L2 168H4L5 167V165H11V160H10V162H9V160L7 159L6 160V162H8L9 164H4V163H2L1 164V162L3 161V159L2 158ZM80 157V156H79ZM193 158L195 157L194 155L192 156ZM221 157V156H220ZM222 157L221 158H219V159H221V160H223L222 159ZM4 158H7V157H4ZM17 158V157H16ZM74 158V159H73ZM196 158V157H195ZM195 158H194V160H195ZM18 159H19V155H18ZM2 160V161H1ZM17 160V159H16ZM71 160V161H72ZM19 161V160H18ZM87 161V160H86ZM192 161H193V159H192ZM4 162H5V159H4ZM70 162V161H69ZM80 162V161H79ZM83 162V161H82ZM222 162V161H221ZM250 162H251V164H250ZM88 163V162H87ZM241 163V164H242ZM14 163H12V165H13ZM67 164V165H66ZM79 165H80V163H78ZM78 164H76L77 166L76 167H78ZM86 164V163H85ZM128 164V166H130V164L129 163H127ZM127 164H123L122 165V168H124L125 169V166L124 165H126V167H127ZM223 164V165H224ZM240 164V165H241ZM247 164V163H246ZM56 165V166H55ZM62 165H63V167H62ZM82 165V164H81ZM1 166H0V169H1ZM86 166V165H85ZM231 166H229V167H231ZM249 166L251 167L250 169L251 170H249ZM69 167H67V168H69ZM130 167H132V166H130ZM224 167H226V166H224ZM80 168L82 169V167L80 166ZM4 169H6V168H4ZM70 169V170H71ZM76 169V168H75ZM129 169V170H128ZM130 169H131V171H130ZM213 169V170H212ZM219 169L221 170V168L219 167ZM218 169V170H219ZM227 169V168H226ZM249 171H248V170ZM1 170H3V169H1ZM76 170H79L78 168L76 169ZM126 170H128L129 172H127ZM126 170H125V172L126 173H129V174H131V175H126V173H124V172H122V180L124 179L125 180V177L127 178L126 179V181L125 182H128L127 184H129V183H131V184H134V179H136L137 180V177L136 176H138V175H136V173H134V170H133V168H126ZM207 170V169H206ZM212 170V171H211ZM219 170V171H220ZM5 171V170H4ZM53 171V170H52ZM122 171H124L123 169H122ZM133 171V172H132ZM136 172H137V170H135ZM237 171V172H236ZM243 171V172H242ZM3 172V171H2ZM2 172H0V173H2ZM54 172V171H53ZM133 174H135L136 176H133L132 175V173ZM217 172V173H216ZM4 173H7L6 171L5 172H3V174H0V178H1V180H0V182L1 181H3V179L2 178H4L6 181H5V185H6V187H7V181H9L10 183H11V180H13V178L11 179L10 178V176H9V180H7V178L6 177H3V175H4ZM43 173V172H42ZM56 173H57V171H56ZM58 173L59 174H62L63 172H59L58 171ZM57 173V175H59ZM210 173H208L209 175H210ZM45 174H47V172H44V174H42V175H45ZM54 174H55V172H54ZM53 174V175H54ZM64 174V173H63ZM124 174V175H123ZM139 174V173H138ZM151 174H152V172L149 174L148 173V175L146 176V178L148 177L149 178V180H152V178H153V175L151 176ZM217 174V175H216ZM241 174H242V176H241ZM2 175V176H1ZM48 175V174H47ZM50 175H52V173H50ZM126 175V176H125ZM218 175L220 176V178H222V179H220L219 177H218ZM6 176V175H5ZM55 176V175H54ZM62 177H63V175H61ZM125 176V177H124ZM127 176H129V178H133V179H131V182H129L130 180H129V178L127 177ZM132 176V177H131ZM233 176H235V175H233ZM13 177V176H12ZM44 178L46 177V181L47 182H49V180L51 179V178H49L48 179V176H43ZM51 177H53V176H51ZM60 177V176H59ZM58 177V180L60 179ZM124 177V178H123ZM152 177V178H151ZM218 177V178H217ZM55 178H57V177H55ZM218 179V180H216V179ZM223 178H225L224 180H223ZM14 179H17V178H14ZM57 180V181H58ZM61 180V179H60ZM123 180V181H124ZM128 180V181H127ZM15 181H17V180H15ZM15 181H14V185L16 186V184H17V182L15 183ZM19 181V180H18ZM53 181V179H51V182ZM56 180H54V182H55ZM62 181V180H61ZM132 181H133V183H132ZM218 183H217V182ZM224 182V183H221V182ZM64 182V181H63ZM125 182H123L124 184H125ZM138 181H136L135 183H137ZM3 183V182H2ZM2 183H0V184H2ZM10 183H8V185L10 184ZM13 183V182H12ZM20 183V181L18 182V184ZM56 183V182H55ZM60 183V182H59ZM221 183V184H220ZM225 183V184H226ZM240 183V184H239ZM21 184V183H20ZM48 184H50V183H47V185ZM54 184V183H53ZM63 184V183H62ZM65 184V183H64ZM127 184H125V185H127ZM219 184V185H218ZM224 186H223V185ZM231 184V183H230ZM230 184H228V186H231ZM4 185V184H3ZM14 185L12 186L11 184L9 185V187H7V188H10V189H12L13 187H14ZM51 185V184H50ZM61 186V184H58V186ZM221 185H222V187H221ZM20 186V185H19ZM53 186V185H52ZM215 186V185H214ZM217 186H220L219 188L217 187ZM227 186V187H228ZM233 186V185H232ZM5 187V188H6ZM79 187V186H78ZM53 188V187H52ZM57 189V188H56ZM214 189V190H215ZM217 192H221V193H218L217 195H216V193ZM228 192V193H227ZM219 194H221L220 196H218ZM225 194H227V196L225 195ZM229 194V195H228ZM193 197V196H192ZM215 198H216V200L217 201H215ZM207 200H209V199H207ZM224 200V201H223ZM210 202H212L213 204H211ZM219 203V204H220ZM219 204H215V205H219ZM208 206V205H207ZM229 208V209H227V207ZM212 210V211H211ZM220 211V210H219ZM214 213V212H213ZM232 216V218H236L235 216H238L239 215V217L238 218H236V219H233V220H231V216ZM240 215H241V217H240ZM234 216V217H233ZM244 216V217H243ZM215 221H219V222H215ZM216 223H218V224H216ZM216 224V225H215ZM216 226V227H215ZM179 228V227H178ZM211 227H210V229H212ZM180 229V228H179ZM179 229H178V231H179ZM211 231H213V230H211ZM210 231V232H211ZM217 231V232H216ZM180 232V231H179ZM182 232V231H181ZM213 233V232H212ZM206 234H210L211 235V233H206ZM216 236V235H215ZM208 238V239H209ZM212 238V237H211ZM219 238H216V239H218V240H216L217 242H219L220 240H219ZM198 240H200V239H198ZM212 242H214V240L212 239L211 240ZM211 241H209V242H211ZM200 243H201V240L199 241ZM225 242H223V243H225ZM208 243V242H207ZM225 243V244H226ZM205 244V245H204ZM210 244V243H209ZM208 244V245H209ZM196 245H197V242H196ZM201 246H199V247H201ZM218 246H219V244H218ZM217 246V247H218ZM222 247H223V249L221 248V246H220V251H222L221 252V254L222 253H224V251H225V248H224V246L222 245ZM203 249V250H202ZM206 249V248H205ZM211 249V250H212ZM229 249V248H228ZM228 249H226V250H228ZM224 250V251H223ZM200 255L202 254V253H199ZM208 254V253H207ZM207 256V257H206ZM222 256V255H221ZM210 259H209V258ZM220 257V256H219ZM194 258V259H193ZM199 258V259H198ZM200 259H202V260H200ZM241 259V260H240ZM199 260V261H198ZM210 260V261H209ZM239 260V261H238ZM218 261H221L222 263H220V262H218ZM245 261V262H246ZM254 261L252 262L253 264H255L254 263ZM206 262V263H205ZM247 262V263H248ZM247 263H245V264H247ZM201 264V263H200ZM240 264H241V262H240ZM243 264V263H242ZM249 264V263H248ZM251 264V263H250Z\"/></svg>","mask_w":264,"mask_h":264}]
</instances>
